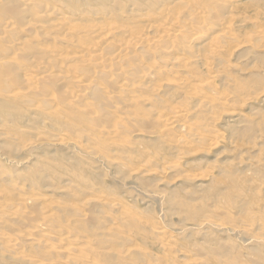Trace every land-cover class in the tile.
<instances>
[{"label":"rangeland","instance_id":"obj_1","mask_svg":"<svg viewBox=\"0 0 264 264\" xmlns=\"http://www.w3.org/2000/svg\"><path fill=\"white\" fill-rule=\"evenodd\" d=\"M24 1H26V2H24ZM182 1L183 0H0V6H1L0 8H2V9H0V61H3L4 59H5L4 61H8L7 64L4 65V67L0 66L1 69L4 68V69H2L4 72H0V76H1L0 77V84H1V86H0V136L2 138V139L0 138V145H3V146H1L2 150H0V151H3V153L2 152L0 153V176H1L0 179L2 178L0 180V190H1L0 197L2 199L0 202V209H3V210H0V212L8 214L10 209H7V207L9 204H15L16 206L11 205L14 207V210H15V208L16 209L18 208L19 212H23L24 208H22V210H21V207L19 208L17 206L16 202L19 204L20 202H18V199H20L19 201H21V199L23 197H25L24 196L25 193H28L31 195H34V194L35 195H45L47 197V203H44V206L49 205L50 203L55 204L59 201L56 204V208H57V212H58L56 214V216L59 214L58 215L59 217L57 216L58 219L56 217L55 224L56 223H57V225L60 224L61 219H64V220H66L65 221L66 224L70 225V226L68 225L69 227H67L66 224L63 226L64 223H62L63 222V220H62L61 227L63 226L65 228H67V230L63 228V230H62L63 235L69 236L71 234L70 236L74 235L77 237L78 234H80L79 238L80 237L82 239L85 238V240H86V241L83 240L86 242V243L83 242L86 244V246L83 243L79 244V245L83 244L85 247L82 246V248H81L79 245L75 246V247H77L76 250H79V253L77 251V252L71 254L72 256H75V257H71V255H70L71 258H69L68 257L69 255H66L64 252L66 245L60 246V245H58L59 243L55 244L56 248L59 251H60L59 246L61 247L60 252L56 248L51 249V248H49L48 245H46V239L48 240L47 244L52 243L50 236H42V237L41 236H35V237H33V238L37 237V239H34L35 242H33V240L31 242L26 241L27 244L24 241H19V239H18L16 242L11 244V246H17V248L14 247L16 250L13 248L14 252H12L13 251L12 248H10V247L8 248L7 245H5L6 242L1 243L0 244V253L1 252L2 253L0 254V256L1 257L3 256V258L6 257L7 259H3L0 257V264H8V263H4V260L6 262L7 261L9 262L12 259L13 260L10 261L9 264H21V263L23 264V263H25L24 262L25 259H27V260H25L26 262L30 259L31 260L34 259L37 261L42 260L40 262L41 264H44V262L47 260H48V262H45V264H56L54 261H56V262L60 261V260H62V258L64 260V256H65L66 260L72 259V260H69V262L73 261L75 258L79 257L73 261V262L77 261L76 264H81L82 262H84L82 264H91V263L92 264H97V263L98 264H114V263L117 264V262H118V264H131V263L132 264H137V263L138 264H149V263L152 264V262H153V264H159V263L164 264V263H166V260L168 262L166 264H170L169 262H171V260H172V262H175V264H176L178 262L176 260H179L181 258L180 256H178L176 254V251H174V250L178 249L177 247H180V248L183 247L182 249H180V248L179 249L191 254V256H194L196 254V256H194L195 259L193 258L194 260L199 259L197 257V255L199 256V254H200V259L197 261H203V260L206 261L207 260L209 262V264H220L221 262H222V264H225V263L231 264V261L234 264L235 259H236L237 264H264V36H263L264 34H261V35L256 34V32L262 31V29H264V0H222V1H225V3H226L223 5H220V4H222V3H220L221 0H217V2L215 4L213 3V1H215V0H187L186 1L187 3L186 2L183 3ZM14 2H16V3H14ZM27 3H30L31 5L28 6V5H26ZM38 3L40 5H38ZM14 4H16L17 6H15ZM190 4H194V5H190ZM216 4L218 5L217 7H216ZM13 5L15 6V8ZM11 6H13V7L11 8ZM182 6H184V7H182ZM185 6L187 8H189V7L190 8L187 9ZM180 7H181V9L183 8L184 11L179 9ZM192 7L193 8L196 7L197 10L195 8H194V10H191V9H193ZM199 7L200 8L202 7L203 9L202 8L200 9ZM208 7L210 8V10ZM43 9L47 10V12L43 11ZM108 9H111V10L108 11ZM177 9L180 12L181 11L184 12V13L181 12L183 15H181L179 11H176ZM185 9L189 10L190 12L189 11L185 12L186 11ZM57 10H58V12H57ZM112 10H115V11H112ZM165 10H168V11H165ZM18 11L20 12V14H17ZM39 11H41V13L42 12L43 13L41 14ZM195 11H196V14H195ZM199 11H201V13ZM125 12H127V15ZM137 12H138V14H137ZM163 12H166V13H163ZM177 12L181 16H179L177 14ZM191 12H193L194 15H196V20H199L200 17L202 18L201 21H199V23L197 21V22H195V24H191V23H194V22H190L191 17L193 15V13L191 14ZM198 12H199V14H198ZM87 13H89V15ZM188 13H190V14L188 15ZM4 14H6L8 17H11V18H8V17L5 18L4 16H6V15H4ZM44 14H45V16H44ZM59 14H60V16H59ZM132 14L134 15V17ZM166 14H168V16ZM175 14H177V15H175ZM200 14H201V16H198ZM62 15L64 18H66L65 20L68 23L66 28L73 31V35L75 34L72 39L67 38L66 42L61 41V40L59 41V39L56 38L58 33L56 30L54 31L53 28L51 29V25H50V24H52V22H56V20L58 18H60ZM119 15L122 17V19L119 17ZM153 15L157 18H160L159 15L164 16V18L170 17L169 19L172 18V20L174 18L176 21H180V19L182 18L181 23L183 25L185 24V22L188 23V28L190 29V31H189V33H186L185 36H181V34H180V36H179V34L178 35L176 34V36H170L171 38L172 37L175 38V39L172 38L174 41H171L172 40L171 38L164 40L165 41L164 48L168 47L169 53H164V52L159 51V50L162 51V47H160L158 45L160 39L162 40V38L157 36V37H155V39H157V41L153 39V44L151 47H149V50H148V52H151L152 55L150 53L148 54L147 49H144L142 52L145 53L146 55L142 54V52L140 50V51H135V52L130 53V54L126 53V54H129L127 56H126V54H125V56H123V54H121V57L120 58L118 57L121 61L119 59L117 60V57L115 56L114 52H112V50L114 51L113 48L116 46L115 44L127 42L128 41L127 39L131 38V36H128V34H127V36L123 35V33L126 32V28H131L129 31H131L132 33L137 35L136 33L138 32V30L143 28L142 24H140V22L142 23L140 18L145 19L144 16H146V18H151ZM194 15H193L192 19L194 18ZM48 16L49 17L55 16V17H53V18L50 17V19H49ZM88 16H90L89 19H88ZM107 16H109V17H107ZM154 16H153V18H155ZM188 16H189V18H187ZM41 17H42V19H41ZM130 17L132 18V20L129 21V19H131ZM184 17H186V18L183 19ZM12 18L15 22V25L12 27H6L5 22L8 20H11ZM204 18H206V19L204 20ZM91 19L94 22H98V25H104L107 23L106 24L107 26H110L113 30H115V33L110 38L109 48H111L112 50H109V48L106 47L108 49V51H107V49H104V51L106 53H104V51H103L105 56H107V57L114 56V58H116V61L111 63L110 67L115 66L116 64L120 65L121 70L119 73H117V75L114 74L115 78L109 74H107V75L112 77V78L110 77L111 80L108 79L109 76H107V75H105V76H107L108 78L104 77V74L106 72H108L109 66H107L108 68H106V69L99 67V69H103V72L97 68H96L97 69L96 70L95 66H93V63H91V62L89 63V61L92 59L91 56L90 57L85 56L89 60L88 62H86V63L85 62L84 63H75L74 62V65H72L70 63L71 61L69 62L70 64H68L67 62H61V63L56 62V63H54L55 62L54 60H52V62L47 61V60L45 61V59H47V58H45V59L41 58V60H44L41 62L40 57H39L40 51L38 52V50H42L43 48L44 49L46 48L45 50H51V49L53 50L54 46H56V48L54 50H59V51H62L63 53H65V51H67L66 53H70L69 51H71V53H72V52H75V50H77V48L79 46H84V47L86 45L90 46L92 44V42H94V40L87 38L84 35L80 34L78 31L79 29L76 28V25L77 24L83 25L82 23H84V21H85V23H88V21L89 22L92 21ZM186 19H190V20H187L184 22V20H186ZM227 19L230 20V22ZM137 20L140 22H138V23L135 22ZM58 21H60V20L58 19L57 22ZM93 21L88 23V25L91 26V24L94 23ZM109 21H110V23H109ZM212 21H213V23H212ZM218 21H219L220 25L218 24ZM36 22H37L38 26L34 27L33 25H31V24H36ZM38 22H41V23H38ZM101 22H103V24H101ZM206 22L208 24H206ZM224 22H225V24H223ZM227 22L229 25L227 24ZM48 23H50V24H48ZM200 23H202V24H200ZM138 24L140 26H138ZM205 25L207 27H209V26H211V27L205 28ZM225 25L228 27V30L229 29L233 30L232 32L229 30V34L230 33L232 34V36H230L231 34L229 35L230 40H227L228 38L227 39L226 38L221 39L218 37L221 34V32H217V31H219L218 28L221 26L226 27ZM43 26H45V27H43ZM54 26L55 25L52 24V27H54ZM73 26H74V29H73ZM217 26H218V28H217ZM137 27H139V29H137ZM196 27H198L199 29H201L203 31V33H201L198 36L199 37V39H197L198 41L193 40V38L192 39L189 38L190 36H192V33L194 32V28H196ZM46 28H48V29H46ZM198 28H197L198 32L199 33L202 32ZM214 28H216V29H214ZM36 29H37V31H36ZM2 30H4V31H2ZM52 30L54 31V33H51ZM74 30H75V33H74ZM8 33H9V35H8ZM116 33L119 34V36ZM261 33H263V32H261ZM120 34H122V36H120ZM253 34H254V36L255 35H257V36L254 38ZM46 36H47V39L45 38ZM49 36H52L56 39L51 38ZM248 36H250V37H248ZM126 37H128V38L125 39ZM212 37H213V40H212ZM20 38L26 39L27 41H29L28 44L30 43V45L29 46L28 45L23 46L22 44H19L18 40H20ZM49 38H50V40H49ZM76 38L80 43H78V41L75 42ZM222 38H224L223 35H222ZM51 39H52V41H51ZM177 39H178V41H177ZM216 39H218V40H216ZM252 39H256V40L252 41ZM70 40L74 44H71L72 42L70 43ZM112 40H115V41H112ZM166 40H169L170 43H169V41H166ZM179 40H181L182 43ZM215 40H216V42L218 41L217 43L219 46L215 45V43H216ZM188 41H190L191 45H190V43H188ZM193 41H194V43H193ZM113 42L114 43L116 42V43L112 45ZM155 42H156V47H155ZM221 42H222V44H221ZM223 42L225 45L223 44ZM247 42H248V44H247ZM250 42H251V44H250ZM211 43H212V45L214 44L216 46L217 50L215 49L214 45L211 46ZM243 43H244V45H243ZM60 44H62V46ZM185 44L187 46H185ZM239 44H241V46ZM75 45L77 47H75L73 49V46H75ZM183 45L187 48H184ZM221 45H222V47L223 46L224 47L222 48ZM171 46L172 47L174 46L173 50H171V48H172ZM177 46H179V48ZM23 47L25 48V50L23 49ZM57 47H59V49ZM152 47H154V49ZM175 47L178 48V51L176 50L177 48H175ZM40 48H42V49H40ZM208 48L210 49V51H208L209 50ZM220 48L222 50H220ZM9 49H10V51H9ZM44 49H43V52H44ZM212 49H214V50H212ZM17 50L20 54L16 52ZM35 50H37V51H35ZM156 50H158L159 52ZM211 50H212V53L209 54L211 52ZM34 51L37 52L36 55H34L35 54ZM154 51H156V52L154 53ZM15 52L18 55H21V57L20 56L15 57L14 56ZM171 52H172V54H171ZM216 52H218V54ZM12 53H13V55H12ZM45 53H44V55H45ZM107 53L108 54L110 53V55L108 56ZM8 54L12 55V56H9ZM156 54H159L158 57ZM162 54H164L162 56V58H159V57H161L160 55H162ZM143 55L146 56L147 58L145 57L146 58L145 59L144 57H142ZM206 55H208L207 59H206ZM12 57L15 59L16 62H14V61H13V63L10 62V61L14 60ZM134 57L136 59H138V61L135 60ZM214 57H215V59H214ZM6 58H8V59H6ZM35 58H37V59H35ZM175 58H185V59L188 58V61H189L188 65L190 66V68L187 65V68L185 67L184 70H182V68H179V65L172 63V61ZM220 58H221V61H219ZM38 59L40 61H38ZM84 59H86V58H84ZM223 59H225V60H223ZM33 60L38 61L39 63L41 62V64L42 63L48 64L50 68H56L57 72L55 71V69H53L54 72H56V73L53 72L54 75H56V76L60 75L59 74L60 71H61L62 75L65 73L64 75H68L69 77L79 75L82 72H83L82 74H89L90 73L91 75H93L92 71H94L95 72V73L93 72L94 75H97V77L96 76L95 77L99 78V79H97L98 81H95L96 78L94 77L95 82H94L93 86L91 88H89V90L84 91L85 92L84 93V95H85L84 99H83V97L82 98L81 97L78 98L77 96L75 97L77 99V101L78 100L81 101V103H80V101H78V103H79V106H78L77 104H75L73 102L76 100L74 98V95H73L74 94L73 89L77 90L78 88H74L75 85H72L71 83H67V82L65 83L64 82V85L70 84L69 88L68 87L66 88L64 85H62L63 83H61V87H60L59 84H57L55 82V79L50 78V76H49L48 79H46V81L41 80L39 82H35L34 84L30 85V86H33L35 88H32L31 90L28 89L29 87H27V85L25 83V79H28V77L25 75L24 70H25V68L31 69L32 65H30L29 61H33ZM165 60H167V61L165 62ZM206 61H208V62H206ZM217 61L220 64L217 63ZM168 62L169 63L171 62V64H169ZM198 62L202 63V64H198ZM203 62H204V65H203ZM209 62L212 65L209 64ZM65 63H67V65ZM161 63H162V66L165 63H167L168 66H165V67L163 66L164 69H162L163 67H161V65H160ZM16 64H17V66H16ZM28 64L30 66H28ZM75 64H76V67H74ZM88 64H90V65H88ZM23 65L27 66V67H24ZM138 65H140V67ZM169 65H170V67H169ZM209 65H211V67ZM214 65H215V67H213ZM219 65H221V66H219ZM227 66H229V67L227 68ZM132 67H136V68L134 69V71H131V73H129V70L133 69ZM206 67L207 68L208 67L213 68L214 72H216V74H215L216 76L214 75L215 77H213V75H212L210 77H207L206 75L209 76V74H207V68ZM220 67L223 69H221ZM91 68L95 69V70H92ZM144 68H147V70H148L147 76L150 74L149 71L153 70L150 74V76H152V79L146 80L147 77L144 78V76L141 74L140 71L143 70ZM165 68L168 71H166ZM224 68H226V69H224ZM32 69H33V67H32ZM79 69H82L81 72L79 71ZM169 69L171 70V73L169 72ZM219 69H220V71H219ZM125 70L128 72L126 73ZM136 70L137 71L140 70V71L137 72ZM154 70H156L157 73ZM84 71H88V73H86V72L84 73ZM97 71L100 73H96ZM104 71H106V72H104ZM66 72L68 74H66ZM77 72H80V73H77ZM163 72H164V74H166V75H162L163 77L158 78V76L155 75V74H158L160 76L159 73L163 74ZM167 72L169 73V75L167 74ZM175 72H177V76L179 75L178 77L181 78L183 81H185V83L187 81H189L186 83V85L184 87H178L177 86V79H178L177 77H176L175 82L173 81L174 80L173 78H175V75H176ZM133 74L136 76L132 77ZM182 74H183V76H182ZM184 74L186 76H188L189 78H186V76H184ZM139 75H140V78H139ZM171 75H173V76H171ZM203 75L205 76L204 78H203ZM222 75L224 77H222ZM9 76H11V77H9ZM116 76H117V78H116ZM164 76L166 78H167V76H169L168 80L173 79L172 81L175 85L173 83H171L172 85H170V82H172V81H168L166 78H164ZM123 77H125L126 79L129 78V81L134 85L132 87L121 88L119 90L118 85L120 84V82H116L115 79H117V81H122ZM198 78H203V81L204 80H208V81H212V82L215 81L214 86L216 87V89L218 90L219 93L227 94V92H228L229 94H227V95H230V97L233 96V101H235V103L232 101V97H231V102L234 105L230 104V107L228 105V106H226L227 107L226 108V107H223L221 105L220 101H214V100H211V98L206 99V97H212V96H215L217 94V93L210 92L211 94L209 95L208 89H203L204 98L200 99L199 97H196V98L192 97L191 93L194 91V89L198 88L197 90H199V89L202 90L200 85L202 84L203 81L199 79L200 81L195 83L196 81H198L197 80ZM30 79L31 78H29L27 82L33 83L32 80H30ZM138 79H140V80L143 79V80L140 81ZM187 79H189V80H187ZM6 80L8 82H10V84ZM17 80L19 83L17 82ZM49 80L51 82H53L54 84L56 83V85L49 82ZM112 80H113V82H112ZM164 80H167L168 82L164 81ZM191 80L193 81V83L190 82ZM194 80H196V81H194ZM3 81L7 82V86L6 85L4 86V84H6V83ZM13 81H15V82H13ZM108 81H110V83ZM44 82L49 83V84L46 86V84ZM115 82L117 84H114ZM143 82H145V83H143ZM200 82H201V84L199 85L198 83H200ZM17 83L21 84L20 88L17 87L18 86ZM41 83H44V84L41 85ZM148 83L151 84L152 87L155 86L156 87L155 89H159L160 84L164 85V88H162V90L159 89L160 95H157L156 98L153 97V95L146 90L141 91V89H139L140 90V92H139V90L137 89V88H140L142 86L141 84L147 85ZM168 83H169V85H168ZM137 84H139V85H137ZM9 85H11L10 89H9ZM115 85H116V87H114ZM54 86H55V88H53ZM57 86H59L58 89H57ZM135 86H139V87L135 88ZM1 87H2V89H1ZM46 87H48V88H46ZM96 87H99V89L102 88V89H100L102 92H99L100 90L97 89ZM117 87H118V90H117ZM218 87H219V89H218ZM235 87H237V88H235ZM25 89L28 90V92L25 91ZM69 89H70L71 93H66L67 91L66 92L64 91V90H69ZM9 90H11L13 92L15 91V92L13 93L10 91L12 93L11 94L10 92H7ZM19 90H21V91H19ZM103 90H105L106 92ZM111 90L112 91L114 90V91L112 92ZM185 90H187L188 92ZM234 90H235V93L237 95L233 92ZM60 91H61V93H59ZM62 91H64V94ZM25 92H27L28 94ZM45 92H48L49 94L47 93V96H46ZM56 92H58V93H56ZM107 92H109L111 94L113 93V94H115V96L113 94L110 95L109 98L106 96V98H108L109 100L106 99L105 97H102V96L106 95L105 93H107ZM182 92H184L185 94L187 93V94L185 95ZM240 92H242V93H240ZM36 93H39L40 96L35 95ZM50 93H52V94H50ZM181 93H182V95H181ZM238 93H239V95L240 94L241 95L239 96ZM30 94H32V95H30ZM90 94H91V96H90ZM122 94H123V96H122ZM177 94L180 97H178ZM26 95H28V96H26ZM99 95H102V96H99ZM16 96H17V98H15ZM67 96H68V99L72 96L71 100H70L71 103L67 99ZM113 96L115 98H113ZM26 97H28V98H26ZM39 97L41 98V100ZM59 97L61 98L60 99L61 101L58 100ZM140 97H142L143 99L145 98L148 101L146 106H143V107L141 106L142 98H140ZM23 98H26L28 101L32 100L34 102L31 101L32 103L30 102L28 104V101H26V99H23ZM37 98H39L40 102L38 101ZM73 98L75 100H72ZM85 98H87V99H85ZM99 98H105L104 99L105 101H102ZM124 98H125V100H124ZM188 98H190V101ZM245 98H247V99H245ZM121 99L124 102H122ZM136 99L138 101H136ZM196 100H198V102H196ZM22 101H24L23 102L24 104L22 103ZM42 101H44L45 104ZM77 101H75V102L77 103ZM154 101L156 102V105L154 104L155 103ZM191 101H192V103H190ZM212 101H214L216 103L211 104V103H214ZM53 102H54V105H52V107L54 108V110H52V107L50 105V104H53ZM59 102H61V103H59ZM135 102H138V103H135ZM139 102L141 103L140 105H139ZM46 103H48V104H46ZM65 103L69 106L68 108H70L71 104L72 105L74 104L75 106L74 105L71 106L72 109H68L67 106H65V108H62V107H64V105H66ZM26 104H27V106L30 105V107H33V108L27 107ZM60 104L61 105L64 104V105L61 106ZM80 104L82 105V107H83V105L85 107H83V108L80 107ZM151 104H153V105H151ZM202 104H203V106H202ZM214 105H218L219 107L214 106ZM42 106H44V108ZM47 106H48V108H47ZM60 106L64 110H62L60 108ZM151 106H154V107H151ZM199 106H201V107H199ZM74 107L75 108L78 107L77 111L75 110ZM203 107H205L206 109L208 108V110H206ZM232 107H233V109H232ZM150 108L151 109L153 108V109L151 110ZM176 108H182L185 111L186 116L188 115L186 117L187 120H186V118L183 119V125L185 127H187L188 130H186L184 128L182 129L186 135L182 134L183 133L182 130H179V132L176 131L177 132L176 134H180V131H181L182 132L181 135L186 136L187 140L189 141V143L186 142V143H188L187 145L185 144L183 146H176L173 143H170V141H168V140H170L172 138V135H166V133H164L163 130H161V126L158 125V123H155L154 119L152 118L153 110L155 111L157 109L156 111H162L163 113L167 114L168 112L171 113ZM86 109H88V110H86ZM119 109H121L122 112ZM90 110H91L92 114L96 112L97 114L99 113L100 115L98 114V116H97L96 114H93L94 115L93 116L90 113ZM92 110L93 111L95 110V111L93 112ZM97 110L98 111L102 110L103 113L97 112ZM209 110H211V112ZM110 111H111V113H110ZM104 112H105V114H104ZM106 112L108 114L110 113L109 117H107L108 115L106 116ZM116 112L117 113L119 112V113L117 114ZM123 112L125 114L127 113V115L129 114L130 116H125V114ZM75 113H77L78 115H76ZM80 113H83L84 115L80 114ZM65 114H67V117ZM58 115H60V119H58L59 118ZM117 115H118V117H117ZM140 115L141 116L146 115V116H145V118H143V116L141 117ZM147 115L149 116V118ZM225 115H227V116H225ZM86 116H87V118H84ZM111 116H115V117H112L113 119L112 118L110 119ZM76 117H77V120L81 119L82 121L80 120V122H78L76 120ZM121 117H123V118H121ZM133 117H135L137 120L134 119ZM74 118L77 122H75V120H73ZM89 118L93 119V120H91V123H90V120H89V122H88V120H86ZM106 118L108 120L107 123L105 122ZM123 119H124V121H122ZM145 119H149L150 123H149V120L147 121ZM125 121L127 122V124H125ZM139 121H141L142 123H140ZM68 122L70 123V125H68L69 124ZM138 122L141 125H139ZM71 123L74 124L75 127L73 125H71ZM79 123H80V125H79ZM108 124H109V126H108ZM124 124L125 125L131 124V126L128 125V128H127L126 126H124ZM67 125L70 126L71 128H69ZM120 125L124 129L122 132H121L122 129L121 130L119 129V128H122ZM64 126H65V128H67L65 130V133H67V134H65L63 132L65 129ZM87 126H90V127L92 126L93 128L95 126H98L97 127L98 129H95L96 127L94 129H92V127H91V130H90V128H87ZM110 126H111V128H110ZM142 126L144 127L143 129H142ZM79 127H81V129ZM99 127H102V131H100ZM129 127H130V130H129ZM75 128L78 129L79 131L78 130L76 131ZM135 128H136V130H138V132L134 131ZM200 128H202V129H200ZM82 129H84V131ZM158 129H159V131L160 130L161 131L159 132ZM197 129H199L200 132L202 134H204L205 136H210V138H213L214 136H216L217 140L215 139V143L213 145H210V146L209 145L204 146L201 143L198 144V141L193 137L195 134H197L199 132V130H197ZM97 130H99V132ZM110 130L111 131L113 130V131L111 132ZM114 130H116L115 133H114ZM36 131H37V133L38 132L43 133V134H40L41 136L42 135L43 136L42 137L39 136V133L37 135ZM61 131L63 134H65V136L67 138L66 140L65 139L60 140L61 142L60 141L56 142L55 143L56 145L53 143L47 142L48 141L47 138H49V139L55 138V136L58 138V136L62 135L60 133ZM72 131L73 132L75 131V135ZM91 131H93V132L96 131L97 135L92 134L93 132H91ZM105 131H107V133H105ZM185 131H191V132H185ZM205 131H206V133H205ZM116 132L117 133L119 132L120 134L117 135ZM130 132H132V133H130ZM192 132L194 134H191ZM207 132H208V134H207ZM217 132H219V134H217ZM59 133H60V135H59ZM76 133L79 136H81L80 137L81 139L79 138V136ZM111 133H114V134H111ZM121 133H123L124 136ZM32 134L37 135L38 137L35 136L36 138H34L33 137L34 135H32ZM51 134H52V136H51ZM100 134H101V136H100ZM108 134H110V136ZM160 134H161V136H160ZM53 135H55V136L53 137ZM71 135H72V137H71ZM104 135H107V136L104 137ZM120 135H122L121 137H123V138H121ZM133 135H135V136H133ZM188 135H191V136L187 137ZM3 136H5V137H3ZM7 136H8V138H6ZM82 136H84L85 141L83 140L84 138ZM100 137H102L104 139H102ZM77 138H79V140ZM98 138H100L101 143L98 141L99 140ZM166 138H170V139L166 140ZM7 139H9L10 141ZM44 139H45V141H44ZM96 139H98V140H96ZM122 139L124 140L123 144H121L123 147L120 145V143L122 142ZM70 140L71 141L74 140L76 142L81 141V142H79L78 143L79 145H78L76 142L74 143V141H72L73 142L72 143ZM118 140H120V141H118ZM63 141H64V143H63ZM165 141H168L169 143L165 142ZM42 142H45V144ZM86 142L88 144H86ZM103 142H104V144H102ZM125 142H126V144H125ZM36 143H38L39 145L38 144L36 145ZM80 143H81V145H80ZM192 143H194V144H192ZM74 144L79 149L76 148L74 146ZM91 144H93V145H91ZM170 144H171V146H170ZM200 144H201V146H200ZM31 145H33V147ZM27 146L29 149L27 148ZM29 146H31V147H29ZM38 146H39V148H35ZM1 147H0V149H1ZM18 147H19V149H18ZM23 147H25L26 149L24 148L25 150H23ZM88 147H89V149L91 148V150H89ZM12 148H13V151H11ZM75 148H76V150H75ZM73 150H75L76 152ZM92 150H93V152H91ZM10 152H11V154H10ZM86 153L88 156H86ZM11 155L12 156L14 155V156L12 157ZM94 157H95V159H94ZM100 158H102L103 160ZM117 159H119V160L117 161ZM100 160H102V161H100ZM128 160H130V161H128ZM126 161H128V164ZM100 162L104 163V164H101ZM123 162H124V164H122ZM174 162H175V164H174ZM125 164L127 165V167ZM104 166L106 167V169ZM168 166H176V169H173L174 171H172V168L170 167V170H169ZM141 167H143V168H141ZM157 171H159V172H157ZM160 172H162V173H160ZM137 173H140V175L137 176ZM132 179H134V180H132ZM10 181H13V182H10ZM16 183H17V185H16ZM10 184H12L11 187H13V188H11V187L8 188L10 186ZM75 190H76V193H74ZM23 192H24V194H22ZM13 193H14V195H13ZM15 193L20 194V196L15 194ZM6 194L10 196L9 197L10 199L7 197ZM28 194H26V195H28ZM88 194L90 195V198L88 197L89 196ZM21 195H23V196H21ZM93 195H95V197ZM11 196H12V198H11ZM100 196L102 197L103 200L101 199ZM16 197H18V199H15ZM92 198L93 199L96 198V200L100 201L102 203V205L100 202L95 204L96 203L94 201L95 199L93 200ZM97 198H99V199H97ZM3 199H5V200H3ZM6 200H10V201H8V204H7ZM11 200L14 202H12ZM91 201L93 202V204L90 203ZM109 201H111V202H109ZM3 202H5L6 204ZM63 203L66 204L67 206L62 205ZM87 203H89V204H87ZM54 204H53V206H55ZM79 204H80V206H79ZM68 205L69 206L71 205V207H69ZM81 205H83L86 208L82 207ZM87 205H89V206H87ZM97 205L100 206L101 208L100 207H99L100 209L97 208L98 207ZM208 205H210V206L207 207ZM33 206L34 205H32L29 208V213L32 212L31 214H33V216H31V217L37 218L40 216V209H42L44 206L42 205L43 207H41L39 209L38 207H40V206L35 205V208H37L38 210L34 209ZM61 206H63V207H61ZM72 206L77 207L76 209L78 210V212L75 211V208H73V210H72L71 209ZM120 206H122L123 209ZM87 207H90V208H87ZM210 207H213V208L217 207L215 209L216 211L213 208L211 209ZM58 208H59V211H58ZM64 208H65V210L68 211V214H66L67 211H65V213L63 212ZM79 208L82 211H84V209L86 211V212L84 211L85 213L83 212V215H84L83 219L87 218V220L84 219V222H83L85 224V229H84V224L82 223V221H83L82 211L80 210L81 211L80 212ZM94 208L98 212H96ZM44 209H45V207H44ZM61 209H63V210H61ZM101 209H102V211H101ZM18 210H16L15 212H18ZM69 211H70V213L72 212L71 214H73V215H71V214L69 215ZM91 211H93V212H91ZM212 211H215L217 215H215V212H212ZM59 212H61V213H59ZM62 212H63V214H62ZM103 212L105 214H103ZM74 213L76 215H74ZM88 213H90V216L94 215L95 217L93 216L91 218H88V215H89ZM130 213H131V216H130ZM218 213H219V215H218ZM251 213H252L253 217H250ZM20 214L21 213H19V215ZM61 214L63 215L62 217H61ZM99 214H101V216H104L105 218L101 217ZM234 214L235 215L238 214L236 216L239 217L240 219L235 217ZM239 214H240V216H239ZM85 215H86V217H85ZM96 215H99L101 219H98L99 216L97 217ZM106 215L108 216L109 219H107ZM231 215H233L238 220L233 221L235 218L232 219L233 216L231 217ZM65 216H66V218H65ZM78 216H80V217H78ZM207 216H210V217H207ZM213 216H216V217H214L216 219V222H214V224L212 223L211 220L208 221V219H211V217H213ZM75 217H76V221H73L75 219ZM59 218H60V220H59ZM67 218H69L71 222H69V219H67ZM72 218H73V220H72ZM132 218H134V219H132ZM206 218H208V219H206ZM249 218H250V220H249ZM22 219H24V221H22ZM79 219H80V221H79ZM243 219H246V220H243ZM19 220H21V221H19ZM52 220H54V219L52 218ZM90 220H91V222H90ZM103 220L105 222V226H104ZM111 220H113V221H111ZM29 221H28V219L26 220V218H20V217H19V219L17 218V219L9 220L8 222H12V224L7 223V225L6 224L0 225V231L4 230L3 232L4 233L6 232L7 235L9 234L10 237H11V233H12L13 238L11 237V240H13L15 238L17 239V235H18V238L20 235L19 231L21 229L23 230V228L25 226H28ZM46 221H47V218H46ZM93 221H94V223H93ZM96 221H99L102 225H100L99 222H97L95 224ZM159 221L161 224L159 223ZM192 221H195L196 223L197 222L198 223L196 225H193L195 223ZM204 221L205 222L207 221V223H209V224H206V226H205ZM237 221H241V222H237ZM22 222H24V223H22ZM72 222L74 223L73 224L74 226L73 225L71 226ZM87 222L91 223L90 227H87V225H88ZM115 222H117V223L115 224ZM154 222L156 223V225ZM189 222L191 223L190 225L188 224ZM15 223H16L17 227H16ZM48 223L54 225L52 221H49ZM117 224H118V227H117ZM199 224H201V225H199ZM18 225H20L21 227ZM57 225H54V226H57ZM94 225H95V227H97L96 229H95ZM115 225H116V227H114ZM158 225L164 226L166 228L165 232H163L161 234L156 233L155 229L157 228ZM246 225H249V227H251L250 228L251 230L249 229V227L247 228ZM2 226H3V228H2ZM13 226L15 227V229L17 231L12 232L10 230V228H12ZM170 226L172 227L171 229H170ZM222 226L225 228H222ZM28 227H30V226H28ZM201 227H202V229L200 230L199 228H201ZM244 227L247 230L246 232L243 231V229L245 230ZM71 228L76 229V231L74 230V232H76L77 234H74V232ZM92 228L94 231H92ZM175 228H177V230ZM18 229H20V230H18ZM97 229L100 230V233L97 231ZM101 229H103V233H104L103 235H100V234H102ZM196 229H198V230H196ZM65 230H66V232H65ZM77 230H78V232H77ZM105 230H107V231H105ZM111 230H113V231H111ZM167 230H169V231H167ZM241 230H242V232H241ZM85 231H89V232L85 233ZM252 231H253V233H252ZM168 232H170V233H168ZM243 232H245L247 234L244 235V234H242ZM88 233H89V235H88L89 237L87 236ZM105 233H107L108 236H107V234L105 236ZM249 233L250 234L252 233V234L250 235ZM21 234H22V231H21ZM65 234H68V235H65ZM81 234L84 235L83 236L84 238L82 237ZM120 234H121V237H120ZM164 234H166V235H164ZM170 234H172V235H170ZM248 234L252 238L250 236L246 237ZM96 235H97V237H96ZM117 235L120 238L123 237V239L117 240V239H119V238H116ZM130 235H131V237H130ZM163 235H164V238L163 237L160 238V236H163ZM92 236H94V237H92ZM101 236L103 238H101ZM43 237H45V238H43ZM86 237H88V238H86ZM99 238H101L102 240H99ZM262 238H263V240H261ZM39 239L45 243H43ZM92 239H94V241ZM103 239L104 240L108 239V240H106V242H105ZM130 239L132 240V242H130ZM158 239H160V241ZM168 239H170V240H168ZM37 240H39L43 244ZM95 240L96 241L98 240V241L96 242ZM122 240H123V242H122ZM108 241H109V243H108ZM110 241H113V242H110ZM117 241H119V242H117ZM161 241H163V243H161ZM38 242H39L40 246L38 245ZM129 242L132 243V244H130L132 246L130 248L128 246H126V244L129 245ZM157 242L159 243V246H158ZM167 242H169V243H167ZM103 243H104V245H103ZM177 243L180 246H178ZM136 244H137V246H136ZM168 244H170L169 247H168ZM92 245H94V246H92ZM161 245H163L165 249L167 248L166 250H170L171 254H169L170 252L167 253V251L165 249H163L162 248L163 246H161ZM175 245H177V246H175ZM170 246H172V247L175 246V249L172 247L170 248ZM3 247H5V248L3 249ZM28 247H31V248H28ZM159 247H161L162 249L160 248L161 249L160 250ZM39 248L40 249L44 248L43 249L44 251L40 250ZM125 248L127 250H129V251H127L128 253H126ZM220 248H224V249L221 250ZM35 249H36V251H35ZM49 249H50V252H49ZM108 249H111V251ZM112 249L114 251H112ZM123 249L125 252L123 251ZM21 250L23 253L21 252ZM27 250H28V253H27ZM55 250L59 254H57V252ZM82 250H83V252H82ZM163 250H165V251H163ZM24 251L27 254L24 253ZM32 251H34V253ZM84 251H86V252H84ZM97 251H99V253ZM6 252H8V253H6ZM19 252H21V253H19ZM31 252L35 258L31 255ZM37 252L39 255L37 254ZM42 252H45V253H42ZM105 252H107L106 255L104 254ZM144 252L147 253V255H144ZM172 252L175 254H173ZM17 253L20 255H17ZM8 254L10 256H8ZM43 254H44V256H42V259L36 258L38 256L41 257V255H43ZM48 254H50L51 256L53 255L54 257H52V259L49 260V258H51V256ZM54 254H56V257L58 256L57 259H56ZM62 254H64V256ZM84 254L89 256L90 258L86 257ZM112 254H114L115 256L113 257ZM163 254L165 256L166 255L167 256L163 257ZM59 255H62V256L60 257ZM83 255L85 256V258L87 260L82 259V257L84 258ZM94 255H96V256H94ZM150 255L151 256L153 255L152 256L153 259ZM154 255H156V256H154ZM203 255L206 257H203ZM19 256H23L22 258L25 257L22 262H20L19 259L18 260L15 259V257L21 258ZM26 256H29L32 258H29V257L26 258ZM144 256H148L149 260H147L148 257L145 258ZM9 257H11V259H9ZM106 257H107V259H106ZM112 257H113V259H112ZM115 257H118V258H115ZM168 257L171 260H169ZM177 257H179V258L177 259ZM229 257H231V260ZM108 258L110 261L108 260ZM219 258H221L220 259L221 261H219ZM44 259H46V260H44ZM237 259H238V261H237ZM1 260H3V261H1ZM150 260H151V262H150ZM155 261H157V262H155ZM223 261L225 263H223ZM73 262H70V264H72ZM172 262H171V264H174ZM29 263H31V262H27V264H29ZM179 263L180 264H191L190 262L189 263H182L181 261H179L178 264ZM204 263L208 264L207 262H204ZM33 264H39V263H33ZM192 264H195V263H192Z\"/></svg>","mask_w":264,"mask_h":264},{"label":"bare ground","instance_id":"obj_2","mask_svg":"<svg viewBox=\"0 0 264 264\" xmlns=\"http://www.w3.org/2000/svg\"><path fill=\"white\" fill-rule=\"evenodd\" d=\"M187 0H183L182 2L184 3V2H186ZM6 2V1H5ZM24 2H26V1H24ZM28 2V1H27ZM217 2V0H215V1H213V3L215 4ZM7 3V2H6ZM14 3H16V2H14ZM31 3V2H30ZM30 3H27L26 5H28V6H30L31 4ZM36 3V2H35ZM187 3V2H186ZM185 3V4H186ZM220 3H222V4H220V5H223V4H226L225 3V1H222L221 0V2ZM23 4V3H22ZM15 6H17L16 4H14ZM13 5V6H14ZM34 5V4H33ZM38 5H40L39 3H38ZM120 5V4H119ZM124 5V4H123ZM134 5V4H133ZM184 5V4H183ZM188 5V4H187ZM186 5V6H187ZM190 5H194V4H190ZM219 5V6H220ZM13 6H11V8L13 7ZM15 6H14V8H15ZM121 6V5H120ZM185 6V7H186ZM198 6V5H197ZM218 5L216 4V7H217ZM1 7V6H0ZM22 7V6H21ZM27 7V6H26ZM182 7H184V6H182ZM225 7V6H224ZM187 8V7H186ZM190 8V7H189ZM189 8H187V9H189ZM193 8V7H192ZM195 9H196V7H194ZM194 8L193 9H191V10H194ZM200 8V7H199ZM202 8V7H201ZM200 8V9H201ZM209 8V7H208ZM0 9H2V8H0ZM179 9H181V7L179 8ZM203 9V8H202ZM109 10H111V9H108V11ZM181 10H183V8L181 9ZM186 10V9H185ZM197 10V9H196ZM209 10H210V8H209ZM15 11V10H14ZM42 11V10H41ZM41 11H39L40 13H41ZM43 11H45V12H47V10H45V9H43ZM49 11V10H48ZM112 11H115V10H112ZM135 11V10H134ZM165 11H168V10H165ZM176 11H179L178 9L176 10ZM184 11V10H183ZM187 11H189V10H186L185 12H187ZM206 11V10H205ZM19 12V11H18ZM17 12V14H20V12L18 13ZM29 12V11H28ZM27 12V13H28ZM51 12V11H50ZM57 12H58V10H57ZM99 12V11H98ZM130 12V11H129ZM132 12V11H131ZM180 12V11H179ZM182 12V11H181ZM180 12V14L181 15H183L182 13H184V12H182L181 13ZM190 12V11H189ZM200 13H201V11H199ZM199 12H198V14H199ZM16 13V12H15ZM43 13V12H42ZM41 13V14H42ZM85 13V12H84ZM97 13V12H96ZM116 13V12H115ZM126 13V15H127V12H125ZM163 13H166V12H163ZM168 13V12H167ZM193 12H191V14H192ZM61 14V13H60ZM60 14H59V16H60ZM88 15H89V13H87ZM105 14V13H104ZM109 14V13H108ZM120 14V13H119ZM131 14V13H130ZM137 14H138V12H137ZM136 14V15H137ZM141 14V13H140ZM177 14H178V12H177ZM177 14H175V15H177ZM190 13H188V15H189ZM195 14H196V11H195ZM2 15V14H1ZM4 15H6V14H4ZM47 15V14H46ZM49 15V14H48ZM85 15V14H84ZM97 15V14H96ZM101 15V14H100ZM99 15V16H100ZM107 15V14H106ZM118 15V14H117ZM124 15V14H123ZM122 15V16H123ZM133 15V14H132ZM165 15V14H164ZM167 16H168V14H166ZM179 15V14H178ZM181 15H179V16H181ZM193 15H194V13H193ZM193 15H192V17H193ZM204 15V14H203ZM44 16H45V14H44ZM81 16V15H80ZM110 16V15H109ZM109 16H107V17H109ZM112 16V15H111ZM154 16V15H153ZM153 16L151 17V18H146V16H144L145 17V19H142V18H140V20L142 21V23L140 22V21H135V22H140V24H142V27L143 28H141L140 30H138V32L136 33L137 35H135L134 33H132L131 31H129L131 28H126V32H124L123 33V35L124 36H127V34H128V36H131V38L130 39H127L128 37H126L125 39H127L128 41L127 42H123V43H117V44H115L114 42L112 43V45L113 44H115L116 46L113 48L114 49V51L111 49V48H109V45H110V38H111V36L115 33V30H113L110 26H107L106 24H104V25H98V22H94L92 19V21L94 22L93 24H91V26H89L88 25V23H90V22H92V21H88V23H85V21H84V23H82L83 25H81V24H77L76 25V28H78L79 30V33L80 34H82V35H84L85 37H87V38H90V39H92V40H94V42H92V44L89 46V45H86L85 47L84 46H79L78 48H77V50H75V52H72L71 53V51H69L70 53H66L67 51H65V53H63L62 51H59V50H54L55 48H56V46H54V48H53V50L51 49V50H45L44 48V52H43V49L42 48H40V49H42V50H38V52L40 53L39 55V57H40V60H41V58L42 59H45V58H47V59H45V61L47 60V61H51L52 62V60H54L55 62L54 63H56V62H58V63H61V62H67L68 64H72V65H74V62L75 63H86V62H88L89 60L87 59V57H85V56H91L92 57V59L89 61V63L91 62V63H93V66H95V69L97 68V69H99V67L101 68H108L107 66H109V68H108V72H106V71H104V72H106L105 74H104V77H107V76H109V75H111V76H113L114 77V74H116L117 75V73H119L120 72V65L118 64H116L115 66H112V67H110V64L111 63H113L114 61H116V58H114V56H112V57H107V56H105L104 55V53H106L105 51H104V49H107V48H109V50H112V52H114V54H115V56L117 57V60L121 57V54H123V56H125V54L126 53H133V52H135V51H140L141 50V52L144 50V49H147V52H148V50H149V47H151L152 46V44H153V39L154 40H156L157 41V39H155V37H161L162 38V40L160 39V41H159V43H158V45L160 46V47H162V51L161 50H159L160 52H164V53H169V50H168V47H166V48H164V43H165V39H168V38H171L170 36H176V34L178 35L179 34V36H180V34H181V36H185V34L186 33H189V31H190V29L188 28V23H186L185 21H187V20H190V19H186V20H184V22H185V24L183 25L182 23H181V19H180V21H176L174 18H173V20H172V18L171 19H169L168 17H165L164 18V16H162V15H159L160 16V18H157V17H155V18H153ZM174 16V15H173ZM185 16V15H184ZM198 16H201V14L200 15H198ZM197 16V17H198ZM5 18H7L8 16L6 15V16H4ZM38 17V16H37ZM40 17V16H39ZM49 17V16H48ZM51 17V16H50ZM50 17H49V19H50ZM53 17H55V16H53ZM53 17H51V18H53ZM66 17V16H65ZM89 17L90 16H88V19H89ZM113 17V16H112ZM119 17L122 19V17L119 15ZM133 17H134V15H133ZM141 17V16H140ZM176 17V16H175ZM192 17H191V20H190V22H194V23H191V24H195V22H197L198 21V23H199V21H201V17H200V19L199 20H196V15H194V18L192 19ZM207 17V16H206ZM8 18H11V17H8ZM45 18V17H44ZM86 18V17H85ZM98 18V17H97ZM114 18V17H113ZM125 18V17H124ZM131 18V17H130ZM139 18V17H138ZM153 18V19H152ZM180 18V17H179ZM186 17H184L183 19H185ZM187 18H189V16L187 17ZM39 19V18H38ZM41 19H42V17H41ZM60 20V21H58L57 22V20ZM57 20H56V22H52V24H54L55 26L54 27H52V24H50V23H48V24H50L51 25V29L53 28V30L55 31H57V36H56V38H58L59 39V41L61 40V41H67V38H70V39H72L73 38V36L75 35H73V31H71V30H69V29H67L66 27H67V21L65 20L66 18H64L63 17V15L60 17V18H58ZM84 19V18H83ZM111 19V18H110ZM198 19V18H197ZM206 18H204V20H205ZM208 19V18H207ZM52 20V19H51ZM99 20V19H98ZM130 20H132V18L131 19H129V21ZM228 20V19H227ZM18 21V20H17ZM38 21V20H37ZM41 21V20H40ZM49 21V20H48ZM108 21V20H107ZM134 21V20H133ZM229 22H230V20H228ZM134 22V23H135ZM17 23V22H16ZM38 23H41V22H38ZM56 23V24H55ZM109 23H110V21H109ZM133 23V24H134ZM204 23V22H203ZM212 23H213V21H212ZM216 23V22H215ZM31 24V23H30ZM45 24V23H44ZM101 24H103V22H101ZM136 24V23H135ZM200 24H202V23H200ZM206 24H208L207 22H206ZM211 24V23H210ZM218 24L220 25V23H219V21H218ZM223 24H225V22L223 23ZM222 24V25H223ZM227 24H228V22H227ZM226 24V25H227ZM15 25V22H14V20H13V18L11 19V20H8V21H6L5 22V26L6 27H12V26H14ZM31 25H33L34 27L35 26H38L37 25V22H36V24H31ZM43 25V24H42ZM114 25V24H113ZM225 25V26H226ZM229 25V24H228ZM227 25V26H228ZM138 26H140L139 24H138ZM203 26V25H202ZM201 26V27H202ZM224 26V25H223ZM223 26H221V27H219L218 28V26H217V28H218V30L219 31H217V32H221V34H220V36H218L219 38H221V39H227V40H230V37H229V35L231 34H229V30L232 32L233 30H231V29H229L228 30V27L226 26V27H223ZM234 26V25H233ZM232 26V27H233ZM29 27V26H28ZM27 27V28H28ZM43 27H45V26H43ZM83 27V28H82ZM113 27V26H112ZM125 27V26H124ZM200 27V26H199ZM207 26L205 25V28H206ZM209 27H211V26H209ZM209 27H207V28H209ZM213 27V26H212ZM215 27V26H214ZM231 27V28H232ZM71 28V27H70ZM114 28V27H113ZM116 28V27H115ZM197 28L198 27H196V28H194V32L192 33V36H190L189 38H193V40H197V39H199V35L201 34V33H203V31L201 30V29H199V30H201L202 32H198V30H197ZM230 28V27H229ZM45 29V28H44ZM46 29H48V28H46ZM73 29H74V26H73ZM134 29V28H133ZM137 29H139V27H137ZM214 29H216V28H214ZM52 30V32L51 33H54V31ZM2 31H4V30H2ZM20 31V30H19ZM35 31V30H34ZM36 31H37V29H36ZM117 31V30H116ZM119 31V30H118ZM140 31V32H139ZM10 32V31H9ZM23 32V31H22ZM261 32H263V33H261ZM50 33V34H51ZM74 33H75V30H74ZM252 33V32H251ZM6 34V33H5ZM49 34V35H50ZM63 34V35H62ZM117 34V33H116ZM132 34V35H131ZM216 34V33H215ZM256 34H258V35H261V34H264V29H262V31H258V32H256ZM8 35H9V33H8ZM54 35V34H53ZM77 35V34H76ZM118 36H119V34H117ZM222 35H223V37L224 38H222ZM228 35V36H227ZM120 36H122V34H120ZM189 36V35H188ZM230 36H232V34L230 35ZM257 35H255L254 36V34H253V37L255 38ZM264 36V35H263ZM49 37H51V38H54V37H52V36H49ZM79 37V36H78ZM77 37V38H78ZM248 37H250V36H248ZM46 39H47V36L45 37ZM56 38H54V39H56ZM77 38L75 39V42L76 41H78L77 40ZM83 38V37H82ZM86 38V39H87ZM173 38V37H172ZM171 38V39H172ZM182 38V37H181ZM186 38V37H185ZM201 38V37H200ZM215 38V37H214ZM252 38V37H251ZM260 38V37H259ZM258 38V39H259ZM114 39V38H113ZM173 39H175V38H173ZM171 40V41H174V40ZM232 39V38H231ZM250 39V38H249ZM257 39V40H258ZM49 40H50V38H49ZM159 40V39H158ZM170 40V39H169ZM169 40H166V41H169ZM212 40H213V37H212ZM216 40H218V39H216ZM216 40H215V42H216ZM220 40V39H219ZM226 40V41H227ZM234 40V39H233ZM253 40H256V39H252V41ZM4 41V40H3ZM51 41H52V39H51ZM112 41H115V40H112ZM176 41V40H175ZM177 41H178V39H177ZM179 41H181V40H179ZM198 41V40H197ZM225 41V42H226ZM28 42L29 41H27L26 39H22V38H20V40H18V43L19 44H22L23 46L24 45H30V43L28 44ZM72 41L70 40V43H71ZM218 42V41H217ZM216 42V43H217ZM13 43V42H12ZM11 43V44H12ZM53 43V42H52ZM69 43V42H68ZM78 43H80L79 41H78ZM169 43H170V41H169ZM172 43V42H171ZM181 43H182V41H181ZM188 43H190V41H188ZM193 43H194V41H193ZM215 43V45L217 46L218 45V43L216 44ZM239 43V42H238ZM237 43V44H238ZM242 43V42H241ZM14 44V43H13ZM55 44V43H54ZM53 44V45H54ZM71 44H74L73 42L71 43ZM77 44V43H76ZM184 44V43H183ZM187 44V43H186ZM185 44V46H187ZM220 44V43H219ZM221 44H222V42H221ZM223 44H224V42H223ZM236 44V43H235ZM246 44V43H245ZM247 44H248V42H247ZM250 44H251V42H250ZM249 44V45H250ZM9 45V44H8ZM7 45V46H8ZM15 45V44H14ZM61 46H62V44H60ZM84 45V44H83ZM170 45V44H169ZM174 45V44H173ZM190 45H191V43H190ZM193 45V44H192ZM210 45V44H209ZM214 45V44H213ZM212 45V43H211V46H213ZM214 45V46H215ZM225 45V44H224ZM240 46H241V44H239ZM243 45H244V43H243ZM17 46V45H16ZM32 46V45H31ZM158 46V47H159ZM184 45H183V47L184 48H187V47H185ZM216 46H215V49H216ZM219 46V45H218ZM18 47V46H17ZM16 47V48H17ZM75 47H77L76 45L75 46H73V49L75 48ZM107 47V48H106ZM155 47H156V42H155ZM172 47V46H171ZM170 47V48H171ZM174 47V46H173ZM173 47L171 48V50H173ZM178 48H179V46H177ZM177 47H175V48H177ZM221 47H222V45H221ZM224 47V46H223ZM222 47V48H223ZM9 48V47H8ZM15 48V49H16ZM58 49H59V47H57ZM72 48V47H71ZM153 49H154V47H152ZM178 48L176 49L177 51H178ZM23 49L25 50V48L23 47ZM34 49V48H33ZM72 49V50H73ZM209 49V48H208ZM29 50V49H28ZM158 50H156V51H158ZM170 50V51H171ZM212 50H214V49H212ZM212 50H211V52L209 53V54H211L212 53ZM217 50V49H216ZM220 50H222L221 48H220ZM4 51V50H3ZM9 51H10V49H9ZM35 51H37V50H35ZM34 51V55H36V53L37 52H35ZM103 51H104V53H103ZM107 51H108V49H107ZM156 51H154V53L156 52ZM158 51V52H159ZM208 51H210V49L208 50ZM17 53H19L18 52V50L16 51ZM15 52V54H14V56L16 57V56H20L21 57V55H18L17 53ZM46 52V53H45ZM145 52V51H144ZM153 52V51H152ZM157 52V53H158ZM173 52V51H172ZM172 52H171V54H172ZM44 53H45V55H44ZM138 53V52H137ZM151 54V52H148V54ZM217 54H218V52H216ZM215 53V54H216ZM20 54V53H19ZM129 54H126V56L127 55H129ZM142 54H144V55H146L145 53H143L142 52ZM214 54V55H215ZM216 54V55H217ZM9 55V54H8ZM12 55H13V53H12ZM12 55H9V56H12ZM107 55L109 56L110 55V53L108 54L107 53ZM140 55V54H139ZM142 56V57H146V56ZM152 55V54H151ZM157 55V57H158V55L159 54H156ZM164 54H162V55H160L161 57H159V58H162V56H163ZM213 55V54H212ZM215 55V56H216ZM122 56V57H123ZM169 56V55H168ZM221 56V55H220ZM219 56V57H220ZM38 57V56H37ZM38 57V58H39ZM119 57V58H118ZM153 57V56H152ZM13 58V57H12ZM84 58H86V59H84ZM135 58V57H134ZM147 58V57H146ZM145 58V59H146ZM208 58V55H206V59ZM6 59H8V58H6ZM14 59V58H13ZM35 59H37V58H35ZM122 59V58H121ZM214 59H215V57H214ZM217 59V58H216ZM2 60V59H1ZM5 60V59H4ZM0 61V66L2 67H4V65H6L7 64V62L8 61ZM28 60V59H27ZM39 59H38V61H40ZM120 60V59H119ZM133 60V59H132ZM135 60H137L138 61V59H136L135 58ZM149 60V59H148ZM147 60V61H148ZM223 60H225V59H223ZM13 61L14 62H16L15 61V59L14 60H12V61H10L11 63H13ZM38 61H29L30 62V65H32V67H33V69H32V67H31V69H27V68H25V70H24V72H25V75L28 77V79L29 78H31L30 80H32V82L33 83H28L27 81H28V79H25V83H26V85H27V87H29L28 89L29 90H31L32 88H35V87H33V86H30V85H32V84H34L35 82H39V81H41V80H43V81H46V79H48V77L50 76V78H54L55 79V82L57 83V84H59V86L61 87V83H63L62 85H64V82L66 83H71L72 85H75V87L74 88H78L77 90H74L73 89V95H74V98L77 96L78 98H82L83 97V99H84V97H85V95H84V91L85 90H89V88H91L92 86H93V84H94V82L95 81H98L97 79H99V78H96L97 77V75H94V71H92V74L93 75H91L90 73V75L89 74H79V75H76V76H73V77H69L68 75H62L61 74V71H60V75H54V73H56L57 72V70H56V68H50L49 67V65L48 64H41V62L42 61H44V60H41V62L39 63ZM71 61V62H70ZM121 61V60H120ZM123 61V60H122ZM155 61V60H154ZM167 60H165V62H166ZM203 61V60H202ZM215 61V60H214ZM219 61H221V58H220V60ZM70 62V63H69ZM73 62V63H72ZM158 62V61H157ZM188 58L187 59H185V58H175L173 61H172V63L173 64H177V65H179V68H182V70H184V68L186 67L187 68V65H188ZM205 62V61H204ZM204 62H203V65H204ZM206 62H208V61H206ZM223 62V61H222ZM226 62V61H225ZM46 63V62H45ZM67 63H65L66 65H67ZM126 63V62H125ZM135 63V62H134ZM137 63V62H136ZM169 63V62H168ZM213 63V62H212ZM217 63H219L218 61H217ZM228 63V62H227ZM25 64V63H24ZM166 64V65H165ZM165 64H163V66L165 67V66H168V64L167 63H165ZM169 64H171V62L169 63ZM198 64H202V63H199L198 62ZM206 64V63H205ZM208 64V63H207ZM209 64H211L210 62H209ZM220 64V63H219ZM226 64V63H225ZM29 64H28V66H30ZM64 65V64H63ZM88 65H90V64H88ZM154 65V64H153ZM161 65V67H163L162 66V63L160 64ZM176 65V66H177ZM202 65V66H203ZM212 65V64H211ZM211 65H209L210 67H211ZM223 65V64H222ZM227 65V64H226ZM16 66H17V64H16ZM19 66V65H18ZM22 66V65H21ZM24 66V65H23ZM92 66V67H93ZM139 67H140V65H138ZM175 66V67H176ZM189 66V65H188ZM208 66V65H207ZM219 66H221V65H219ZM225 66V65H224ZM13 67V66H12ZM24 67H27V66H24ZM73 67V66H72ZM74 67H76V64H75V66ZM80 67V66H79ZM91 67V66H90ZM129 67V66H128ZM164 67L162 68V69H164ZM169 67H170V65H169ZM210 67H206L207 68V74H209V76L208 75H206L207 77H210V76H212L213 75V77H215L216 75V72H214V70H213V68H210ZM213 67H215V65L213 66ZM223 67V66H222ZM229 66H227V68H228ZM16 68V67H15ZM78 68V67H77ZM94 68V67H93ZM124 68V67H123ZM131 68V67H130ZM133 69L132 70H129V73H131V71H134V69L136 68V67H132ZM189 68H190V66H189ZM203 68V67H202ZM221 68V67H220ZM1 69V68H0ZM2 69H4V68H2ZM0 70V72H4L3 70ZM53 69H55V71L56 72H54V70ZM92 69V68H91ZM95 69H92V70H95ZM96 69V70H97ZM103 69H99V70H101L102 72H103ZM125 69V68H124ZM123 69V70H124ZM127 69V68H126ZM166 69V68H165ZM215 69V68H214ZM221 69H223V68H221ZM224 69H226V68H224ZM22 70V69H21ZM81 70L82 69H79V71L81 72ZM85 70V69H84ZM98 70V71H99ZM159 70V69H158ZM96 72V73H100V72ZM126 71V70H125ZM137 71V70H136ZM138 71H140V70H138ZM137 71V72H138ZM153 70H151V71H149L150 72V74H151V72H152ZM155 72H156V70H154ZM162 71V70H161ZM166 71H168L167 69H166ZM203 71V70H202ZM219 71H220V69H219ZM23 72V71H22ZM54 72V73H53ZM64 72V71H63ZM80 72H77V73H80ZM88 73V71H84V73ZM94 72V73H93ZM128 71H126V73H127ZM141 72V74L144 76V78L145 77H147V79L146 80H150V79H152V76H150V74L147 76V74H148V70H147V68H144L143 70H141L140 71ZM159 72V71H158ZM169 72L171 73V70L169 69ZM179 72V71H178ZM187 72V71H186ZM205 72V71H204ZM21 73V72H20ZM76 73V72H75ZM157 73V72H156ZM166 73V72H165ZM188 73V72H187ZM223 73V72H222ZM66 74H68L67 72H66ZM107 74H109V75H107ZM160 74V76L158 75V74H155V75H157L158 76V78L159 77H163L162 75H166V74H164V72H163V74H161V73H159ZM167 74L169 75V73L167 72ZM175 78H173L172 80L175 82V80H176V77L178 78L177 79V86L178 87H184L185 85H186V83L187 82H189V81H187L186 83H185V81H183L181 78H179L178 76H177V72H175ZM186 74V73H185ZM184 74V76H186ZM203 74V73H202ZM201 74V75H202ZM9 75V74H8ZM105 75H107V76H105ZM125 75V74H124ZM141 75V76H142ZM192 75V74H191ZM215 75V76H214ZM218 75V74H217ZM221 75V74H220ZM25 76V77H26ZM96 76V77H95ZM111 76H109V78L108 79H110L111 80ZM129 76V75H128ZM127 76V77H128ZM132 76V75H131ZM134 76H136V75H134L133 74V76L132 77H134ZM171 76H173V75H171ZM182 76H183V74H182ZM219 76V75H218ZM1 77V76H0ZM9 77H11V76H9ZM96 78V80H95V78ZM111 77V78H110ZM201 77V76H200ZM205 76L203 75V78H204ZM221 77V76H220ZM222 77H224L223 75H222ZM221 77V78H222ZM49 78V79H50ZM106 78V79H107ZM115 78V77H114ZM113 78V79H114ZM116 78H117V76H116ZM137 78V77H136ZM139 78H140V75H139ZM164 78H166L165 76H164ZM186 78H189L188 76H186ZM203 78H198L197 80L198 81H196V80H194V81H196L195 83H197V82H199L200 80H202L203 81ZM11 79V78H10ZM120 79V78H119ZM167 80L169 79V76H167V78H166ZM185 79V78H184ZM200 79V80H199ZM207 79V78H206ZM213 79V78H212ZM215 79V78H214ZM217 79V78H216ZM29 80V81H30ZM95 80V81H94ZM116 80V82H120V84L118 85V87H119V90L121 89V88H129V87H132L134 84H132L130 81H129V78L128 79H126L125 77H123V79H122V81H117V79H115ZM138 80H140V79H138ZM141 80H143V79H141ZM140 80V81H141ZM145 80V81H146ZM162 80V79H161ZM167 80H164V81H167ZM171 79L170 80H168V81H172ZM187 80H189V79H187ZM218 80V79H217ZM7 81V80H6ZM53 81V80H52ZM152 81V80H151ZM167 81V82H168ZM173 81L172 82H170V85H172L171 83H173ZM220 81V80H219ZM3 82H5V81H3ZM8 82V81H7ZM7 82H5L6 84H4V86L6 85L7 86ZM13 82H15V81H13ZM17 82H18V80H17ZM49 82H51L50 80H49ZM109 83H110V81H108ZM112 82H113V80H112ZM114 83V84H117V83ZM162 82V81H161ZM166 82V83H167ZM191 83H193V81L191 80L190 81ZM215 82V81H214ZM214 82H212V81H208V80H204L203 82H202V84H201V82L200 83H198L199 85H200V87H201V89L202 90H197L198 88H196V89H194V91L191 93L192 94V97H199L200 99H202V98H204V93H203V89H208L209 90V95L211 94L210 92H212V93H217L215 96H212V97H206V99L207 98H211V100H214V101H220L221 102V105L223 106V107H226V106H228L229 105V107H230V104L231 105H234V104H232V102H231V97H232V101H233V96H231L230 97V95H227V94H229L228 92H227V94H223V93H219L218 92V90L216 89V87L214 86L215 85V83ZM9 84H10V82H8ZM19 83V82H18ZM17 83V87L18 88H20L21 87V84H18ZM23 83V82H22ZM45 83V82H44ZM44 83H41V85L42 84H44ZM51 83H53V82H51ZM56 83L54 84V85H56ZM141 83V82H140ZM139 83V84H140ZM143 83H145V82H143ZM46 84V86L49 84V83H45ZM139 84H137V85H139ZM163 84V83H162ZM174 84V83H173ZM20 85V86H19ZM142 86L140 87V88H137L138 90L139 89H141V91H148L149 93H151L152 95H153V97H157V95H160L159 94V89L160 90H162V88H164V85H159V89H155L156 87L154 86V87H152V85L151 84H141ZM168 85H169V83H168ZM175 85V84H174ZM192 85V84H191ZM197 85V84H196ZM0 86H1V84H0ZM3 86V87H4ZM11 85H9V89L11 88L10 87ZM59 86H57V89H58V87ZM66 88L68 87H70V84H66V85H64ZM95 86V85H94ZM97 86V85H96ZM13 87V86H12ZM100 87V86H99ZM99 87H96L97 89H99ZM114 87H116V85L114 86ZM118 87H117V90H118ZM136 87H139V86H135V88ZM170 87V86H169ZM172 87V86H171ZM177 87V88H178ZM7 88V87H6ZM17 88V89H18ZM46 88H48V87H46ZM53 88H55V86L53 87ZM134 88V89H135ZM158 88V87H157ZM173 88V87H172ZM176 88V89H177ZM235 88H237V87H235ZM242 88V87H241ZM1 89H2V87H1ZM8 89V88H7ZM56 89V90H57ZM94 89V88H93ZM100 89H102V88H100ZM99 89V90H100ZM193 89V88H192ZM218 89H219V87H218ZM107 90V89H106ZM109 90V89H108ZM116 90V89H115ZM170 90V89H169ZM179 90V89H178ZM184 90V89H183ZM182 90V91H183ZM236 90V89H235ZM235 90L233 91L234 93H235ZM241 90V89H240ZM243 90V89H242ZM11 90H9V91H7V92H10ZM18 91V90H17ZM19 91H21V90H19ZM25 91H27L28 92V90H26L25 89ZM33 91V90H32ZM51 91V90H50ZM49 91V92H50ZM66 93H71L70 92V89L69 90H64ZM64 91H62L63 92V94H64ZM69 91V92H68ZM103 91H105V90H103ZM112 91V90H111ZM114 91V90H113ZM112 91V92H113ZM136 91V90H135ZM180 91V90H179ZM185 91H187V90H185ZM184 91V92H185ZM221 91V90H220ZM229 91V90H228ZM244 91V90H243ZM11 92H13V91H11ZM10 92V93H11ZM15 92V91H14ZM13 92V93H14ZM24 92V91H23ZM27 92H25V93H27ZM99 92H102L101 90L99 91ZM106 92V91H105ZM116 92V91H115ZM139 92H140V90H139ZM177 92V91H176ZM184 92H182V93H184ZM188 92V91H187ZM223 92V91H222ZM237 92V91H236ZM46 94V96H47V93L48 92H45ZM56 93H58V92H56ZM59 93H61V91L59 92ZM182 93H181V95H182ZM190 93V92H189ZM225 93V92H224ZM232 93V92H231ZM240 93H242V92H240ZM12 94V93H11ZM28 94V93H27ZM49 94V93H48ZM50 94H52V93H50ZM54 94V93H53ZM92 94V93H91ZM91 94H90V96H91ZM104 94V93H103ZM102 94V95H103ZM106 95H104V96H102V95H99V96H102V97H105L106 98V96L109 98V96L110 95H112L111 93H109V92H107V93H105ZM117 94V93H116ZM124 94V93H123ZM123 94H122V96H123ZM185 94V93H184ZM187 94V93H186ZM185 94V95H186ZM236 94V93H235ZM23 95V94H22ZM30 95H32V94H30ZM35 95H39L40 96V94L39 93H36ZM72 95V96H73ZM114 96H115V94H113ZM121 95V94H120ZM180 95V94H179ZM208 95V96H209ZM234 95V94H233ZM237 95V94H236ZM235 95V96H236ZM238 95H239V93H238ZM241 95V94H240ZM239 95V96H240ZM244 95V94H243ZM242 95V96H243ZM256 95V94H255ZM26 96H28V95H26ZM52 96V95H51ZM71 96V97H72ZM113 96V98H115ZM118 96V95H117ZM177 96H178V94H177ZM190 96V95H189ZM21 97V96H20ZM24 97V96H23ZM71 97L68 99V96H67V99L69 100V102L71 103ZM87 97V96H86ZM151 97V96H150ZM178 97H180V96H178ZM248 97V96H247ZM15 98H17V96L15 97ZM26 98H28V97H26ZM26 98H23V99H26ZM40 98V97H39ZM39 98H37L38 99V101L40 102V100H41V98H40V100H39ZM65 98V97H64ZM72 99V100H75V99ZM89 98V97H88ZM105 98H99V99H101L102 101H105L104 99ZM108 98H106V99H108ZM112 98V99H113ZM137 98V97H136ZM140 98H142V97H140ZM149 98V97H148ZM240 98V97H239ZM11 99V98H10ZM57 99V98H56ZM61 98L59 97L58 98V100H60ZM63 99V98H62ZM85 99H87V98H85ZM138 99V98H137ZM136 99V101H138ZM145 99V98H144ZM143 98H142V104L139 102V105L141 104V106L143 107V106H146L147 105V103H148V101L145 99L144 100ZM151 99V98H150ZM189 99V101H190V98H188ZM198 99V98H197ZM199 99V100H200ZM245 99H247V98H245ZM21 100V99H20ZM109 100V99H108ZM120 100V99H119ZM124 100H125V98H124ZM140 100V99H139ZM149 100V99H148ZM152 100V99H151ZM150 100V101H151ZM26 101H28L27 99H26ZM32 100H30V101H28V104L31 102ZM61 101V100H60ZM75 101H77V99L75 100ZM75 101H73L75 104H77L78 106H79V103H78V101H80V100H78L77 101V103L75 102ZM85 101V100H84ZM121 101L122 102H124L122 99H121ZM134 101V100H133ZM141 101V100H140ZM156 101V100H155ZM154 101V102H155ZM186 101V100H185ZM188 101V102H189ZM209 101V100H208ZM214 101H212V102H214ZM251 101V100H250ZM24 101H22V103H23ZM32 102H34V101H32ZM31 102V103H32ZM42 102H44V101H42ZM49 102V101H48ZM196 102H198V100H196ZM231 102V103H230ZM234 103H235V101H233ZM26 103V102H25ZM59 103H61V102H59ZM69 103V104H70ZM80 103H81V101H80ZM132 103V102H131ZM135 103H138V102H135ZM190 103H192V101L190 102ZM216 102H214V103H211V104H215ZM24 104V103H23ZM37 104V103H36ZM35 104V105H36ZM43 104V103H42ZM44 104H45V102H44ZM46 104H48V103H46ZM66 104V103H65ZM124 104V103H123ZM155 105H156V102L154 103ZM188 104V103H187ZM210 104V103H209ZM51 105V107H52V105H54V102H53V104H50ZM61 105V104H60ZM62 105H64V104H62ZM61 105V106H62ZM74 105V104H73ZM72 104H71V106H73ZM76 105V106H77ZM151 105H153V104H151ZM183 105V104H182ZM24 106V105H23ZM26 106H27V104H26ZM41 106V105H40ZM56 106V105H55ZM61 106H60V108H61ZM65 106H67V108L69 107L67 104L66 105H64V107H62V108H65ZM70 106V108H68V109H72V107ZM75 106V105H74ZM136 106V105H135ZM189 106V105H188ZM202 106H203V104H202ZM214 106H218V105H214ZM27 107H30V105H28ZM43 108H44V106H42ZM41 107V108H42ZM80 107H82V105L80 104ZM79 107V108H80ZM83 107H85L84 105H83ZM82 107V108H83ZM88 107V106H87ZM140 107V106H139ZM151 107H154V106H151ZM199 107H201V106H199ZM219 107V106H218ZM238 107V106H237ZM30 108H33V107H30ZM47 108H48V106H47ZM61 108V109H62ZM75 108V107H74ZM78 108V107H77ZM77 108H75V110L77 111ZM203 108H205V107H203ZM227 108V107H226ZM235 108V107H234ZM151 109V108H150ZM149 109V110H150ZM153 109V108H152ZM151 109V110H152ZM201 109V108H200ZM206 109V108H205ZM232 109H233V107H232ZM51 110V109H50ZM52 110H54V108L52 107ZM62 110H64V109H62ZM84 110V109H83ZM86 110H88V109H86ZM120 111H121V109H119ZM157 110V109H156ZM154 111L153 110V112H152V118L154 119V121H155V123H158V125H160L161 126V130H163V132L164 133H166V135H172V138L170 139V138H166V140H168V139H170V140H168V141H170V143H173L174 145H176V146H183V145H187L188 143H189V141L187 140V138H186V136H183L185 133L183 132V128L184 129H186V130H188L187 129V127H185L184 125H183V119H185L187 116H186V113H185V111L182 109V108H176L175 110H173L171 113H167V114H165V113H163L162 111ZM203 110V109H202ZM206 110H208V108L206 109ZM72 111V110H71ZM82 111V110H81ZM93 111V110H92ZM95 111V110H94ZM93 111V112H94ZM147 111V110H146ZM210 112H211V110H209ZM55 112V111H54ZM61 112V111H60ZM97 112H102L103 113V111L101 110H97ZM108 112V111H107ZM106 112V116L107 117H109V114L111 113V111H110V113L108 114ZM122 112V111H121ZM191 112V111H190ZM67 113V112H66ZM86 113V112H85ZM90 113L92 114V112H91V110H90ZM101 113V114H102ZM117 113V112H116ZM115 113V114H116ZM119 113V112H118ZM117 113V114H118ZM124 113V112H123ZM231 113V112H230ZM76 115H78L77 113H75ZM80 114H83V113H80ZM93 114H96L97 116H98V114L95 112V113H93ZM92 114V115H93ZM104 114H105V112H104ZM114 114V113H113ZM125 114V113H124ZM147 114V113H146ZM52 115V114H51ZM66 115V117H67V114H65ZM64 115V116H65ZM84 115V114H83ZM86 115V114H85ZM100 115V114H99ZM121 115V114H120ZM215 115V114H214ZM59 116V118L58 119H60V115H58ZM57 116V117H58ZM94 116V115H93ZM104 116V115H103ZM125 116H130L129 114L127 115V113L125 114ZM141 116V115H140ZM143 116V118H145V116L144 115H142ZM141 116V117H142ZM148 116V115H147ZM212 116V115H211ZM225 116H227V115H225ZM105 117V116H104ZM112 117H115V116H111L110 117V119L112 118ZM117 117H118V115H117ZM116 117V118H117ZM70 118V117H69ZM73 118V117H72ZM84 118H87V116L86 117H84ZM121 118H123V117H121ZM120 118V119H121ZM134 119H136L135 117H133ZM147 118V117H146ZM148 118H149V116H148ZM210 118V117H209ZM62 119V118H61ZM64 119V118H63ZM113 119V118H112ZM115 119V118H114ZM151 119V118H150ZM73 120H75V118L73 119ZM76 120H77V117H76ZM75 120V122H80V120L81 119H79V120H77L76 121ZM86 120H88V122H89V120H90V123H91V120H93L92 118L90 119H86ZM106 121V123H107V118L105 119ZM137 120V119H136ZM135 120V121H136ZM145 120H149V119H145ZM186 120H187V118H186ZM82 121V120H81ZM121 121V120H120ZM122 121H124V119L122 120ZM121 121V122H122ZM131 121V120H130ZM146 121V122H147ZM153 121V120H152ZM74 122V121H73ZM72 122V123H73ZM104 122V121H103ZM104 122V123H105ZM140 123H142L141 121H139ZM138 122V124L139 125H141L140 123ZM69 123V122H68ZM71 123V125H73L74 127H75V125L74 124H72ZM105 123V124H106ZM124 123V122H123ZM149 123H150V120H149ZM152 123V122H151ZM67 124V123H66ZM82 124V123H81ZM125 124H127V122L125 121ZM124 124V126H126L127 128H128V125H130L131 126V124H128V125H125ZM196 124V123H195ZM204 124V123H203ZM202 124V125H203ZM209 124V123H208ZM68 125H70V123L68 124ZM67 125V126H68ZM79 125H80V123H79ZM122 125V124H121ZM120 125V126H121ZM207 125V124H206ZM66 126V127H67ZM72 126V127H73ZM84 126V125H83ZM108 126H109V124H108ZM117 126V125H116ZM193 126V125H192ZM69 128H71L70 126H68ZM92 127V126H91ZM91 127L90 126H87V128H90V130H91ZM96 127V128H95ZM94 128L95 129H98L97 127L98 126H95ZM122 127V126H121ZM137 127V126H136ZM141 127V126H140ZM139 127V128H140ZM64 128H65V126H64ZM63 128V129H64ZM68 128V129H69ZM78 128V127H77ZM80 129H81V127H79ZM93 127H92V129H94ZM100 128V131H102V127H99ZM110 128H111V126H110ZM144 127L142 126V129H143ZM67 128H65L64 129V133H65V130H66ZM76 129V128H75ZM117 129V128H116ZM120 130H121V132L124 130L123 129V127L122 128H119ZM200 129H202V128H200ZM72 130V129H71ZM74 130V129H73ZM78 129H76V131H77ZM83 131H84V129H82ZM81 130V131H82ZM104 130V129H103ZM119 130V131H120ZM126 130V129H125ZM129 130H130V127H129ZM160 130V131H161ZM179 130H182V132L180 131V134H176L177 132L176 131H178L179 132ZM194 130V129H193ZM197 130H199V129H197ZM205 130V129H204ZM16 131V130H15ZM42 131V130H41ZM40 131V132H41ZM62 131L60 132L62 135H60V133H59V135L60 136H58V138L55 136V135H53V137L55 136V138H47L48 139V141L47 142H50V143H53V144H55L56 142H58V141H60V140H66L67 138H66V136H65V134H67V133H65V134H63L62 133ZM79 131V130H78ZM98 132H99V130H97ZM111 131V130H110ZM113 131V130H112ZM111 131V132H112ZM115 131L116 130H114V133H115ZM133 131V130H132ZM134 131H137L138 132V130H136V128H135V130ZM158 131H159V129H158ZM159 131V132H160ZM192 131V130H191ZM191 131H185V132H191ZM209 131V130H208ZM67 132V131H66ZM69 132V131H68ZM73 132V131H72ZM91 132H93V131H91ZM95 132V133H94ZM92 134H94V135H97L96 134V131H94ZM125 132V131H124ZM129 132V131H128ZM136 132V133H137ZM147 132V131H146ZM194 132V131H193ZM191 133V134H194V133ZM39 133V132H38ZM38 133H37V131H36V134L38 135ZM74 133V135H75V131L73 132ZM90 133V132H89ZM103 133V132H102ZM101 133V134H102ZM105 133H107V131H105ZM114 133H111V134H114ZM117 133V132H116ZM130 133H132V132H130ZM181 133L183 134V135H181ZM205 133H206V131H205ZM211 133V132H210ZM215 133V132H214ZM40 134H43V133H39V136H41ZM71 134V133H70ZM77 134V133H76ZM82 134V133H81ZM87 134V133H86ZM91 134V133H90ZM101 134H100V136H101ZM120 133L118 132L117 133V135H119ZM123 136H124V134L123 133H121ZM189 134V133H188ZM207 134H208V132H207ZM217 134H219V132H217ZM32 135H34V134H32ZM37 135H34L33 137L34 138H36L35 136H37ZM48 135V134H47ZM78 135V134H77ZM99 135V134H98ZM103 135V134H102ZM109 136H110V134H108ZM122 135H120V137L122 136ZM186 135V134H185ZM216 135V134H215ZM14 136V135H13ZM43 136V135H42ZM41 136V137H42ZM51 136H52V134H51ZM70 136V135H69ZM79 136V135H78ZM105 136H107V135H104V137ZM108 136V137H109ZM126 136V135H125ZM130 136V135H129ZM133 136H135V135H133ZM138 136V135H137ZM160 136H161V134H160ZM189 136H191V135H188L187 137H189ZM219 136V135H218ZM221 136V135H220ZM3 137H5V136H3ZM38 137V136H37ZM48 137V136H47ZM71 137H72V135H71ZM77 137V136H76ZM81 136H79V138H80ZM83 138H84V136H82ZM114 137V136H113ZM119 137V138H120ZM197 141H198V144L199 143H201L202 145H204V146H206V145H213L214 143H215V139H216V136H214L213 138H210V136H205L204 134H202L201 132H200V130H199V132L197 133V134H195L194 136H193ZM0 138H1V136H0ZM6 138H8V136L6 137ZM44 138V137H43ZM69 138V137H68ZM74 138V137H73ZM79 138H77L78 140H79ZM93 138V137H92ZM97 138V137H96ZM100 138H102V137H100ZM100 138H98V139H96V140H98L99 142H100ZM121 138H123V137H121ZM2 139V138H1ZM12 139V138H11ZM32 139V138H31ZM39 139V138H38ZM42 139V138H41ZM76 139V138H75ZM81 139V138H80ZM102 139H104V138H102ZM7 140H9V139H7ZM36 140V139H35ZM84 141H85V138L83 139ZM217 140V139H216ZM10 141V140H9ZM37 141V140H36ZM44 141H45V139H44ZM69 141V140H68ZM71 141V140H70ZM72 141H74V140H72ZM71 141V142H72ZM106 141V140H105ZM118 141H120V140H118ZM168 141H165V142H168ZM192 141V140H191ZM196 141V142H197ZM32 142V141H31ZM41 142V141H40ZM39 142V143H40ZM61 142V141H60ZM76 141H74V143H75ZM79 142H81V141H77L76 143L78 144ZM123 142H124V140L122 139V142L120 143V145L121 144H123ZM186 142H188V143H186ZM193 142V141H192ZM30 143V142H29ZM28 143V144H29ZM35 143V142H34ZM33 143V144H34ZM42 143H44L45 144V142H42ZM63 143H64V141H63ZM73 143V142H72ZM71 143V144H72ZM95 143V142H94ZM97 143V142H96ZM101 143V142H100ZM119 143V142H118ZM117 143V144H118ZM169 143V142H168ZM3 144V143H2ZM17 144V143H16ZM31 144V143H30ZM29 144V145H30ZM38 143H36V145H37ZM52 144V145H53ZM59 144V143H58ZM86 144H88L87 142H86ZM102 144H104V142L102 143ZM125 144H126V142H125ZM192 144H194V143H192ZM201 144H200V146H201ZM39 145V144H38ZM56 145V144H55ZM61 145V144H60ZM63 145V144H62ZM79 145V144H78ZM77 145V146H78ZM80 145H81V143H80ZM91 145H93V144H91ZM111 145V144H110ZM1 146H3V145H0V147ZM32 147H33V145H31ZM31 146H29V147H31ZM70 146V145H69ZM74 146L76 147V145L74 144ZM73 146V147H74ZM101 146V145H100ZM122 146V145H121ZM127 146V145H126ZM170 146H171V144H170ZM197 146V145H196ZM26 147V146H25ZM25 147H23V150H25L26 148ZM67 147V146H66ZM71 147V146H70ZM82 147V146H81ZM106 147V146H105ZM123 147V146H122ZM125 147V146H124ZM174 147V146H173ZM25 148V149H24ZM27 148H28V146H27ZM35 148H39V146L38 147H35ZM55 148V147H54ZM72 148V147H71ZM76 148H78V147H76ZM76 148H75V150H76ZM87 148V147H86ZM97 148V147H96ZM104 148V147H103ZM107 148V147H106ZM112 148V147H111ZM175 148V147H174ZM178 148V147H177ZM17 149V148H16ZM18 149H19V147H18ZM29 149V148H28ZM68 149V148H67ZM79 149V148H78ZM77 149V150H78ZM81 149V148H80ZM88 149H89V147H88ZM108 149V148H107ZM0 150H2V147H1V149ZM6 150V149H5ZM75 150H73V151H75ZM89 150H91V148L89 149ZM100 150V149H99ZM11 151H13V148H12V150ZM86 151V150H85ZM84 151V152H85ZM96 151V150H95ZM3 153V151H0V153ZM31 152V151H30ZM76 152V151H75ZM78 152V151H77ZM83 152V153H84ZM88 152V151H87ZM91 152H93V150L91 151ZM15 153V152H14ZM13 153V154H14ZM108 153V152H107ZM10 154H11V152H10ZM77 154V153H76ZM98 154V153H97ZM15 155V154H14ZM13 155V156H14ZM84 155V154H83ZM12 156V155H11ZM12 156V157H13ZM79 156V155H78ZM86 156H88L87 155V153H86ZM97 156V155H96ZM123 157V156H122ZM108 158V157H107ZM94 159H95V157H94ZM99 159V158H98ZM100 159H102V158H100ZM105 159V158H104ZM125 159V158H124ZM103 160V159H102ZM102 160H100V161H102ZM119 159H117V161H118ZM92 161V160H91ZM97 161V160H96ZM128 161H130V160H128ZM128 161H126L127 162V164H128ZM15 162V161H14ZM13 162V163H14ZM112 162V161H111ZM177 162V161H176ZM19 163V162H18ZM101 163V162H100ZM108 163V162H107ZM178 163V162H177ZM101 164H104V163H101ZM106 164V163H105ZM122 164H124V162L122 163ZM174 164H175V162H174ZM126 165V164H125ZM143 165V164H142ZM103 166V165H102ZM122 166V165H121ZM145 166V165H144ZM143 166V167H144ZM105 167V166H104ZM126 167H127V165H126ZM143 167H141V168H143ZM146 167V166H145ZM169 167V170H170V167L172 168V171H174L173 169H176V166H168ZM175 167V168H174ZM48 168V167H47ZM103 168V167H102ZM109 168V167H108ZM178 168V167H177ZM46 169V168H45ZM105 169H106V167H105ZM47 170V169H46ZM44 171V170H43ZM106 171V170H105ZM141 171V170H140ZM168 171V170H167ZM157 172H159V171H157ZM171 172V171H170ZM6 173V172H5ZM43 173V172H42ZM141 173V172H140ZM140 173H137V176L138 175H140ZM160 173H162V172H160ZM136 174V173H135ZM116 176V175H115ZM135 176V175H134ZM1 177V176H0ZM2 179V178H1ZM0 179V180H1ZM10 179V178H9ZM135 179V178H134ZM134 179H132V180H134ZM4 181V180H3ZM8 181V180H7ZM122 181V180H121ZM10 182H13V181H10ZM9 182V183H10ZM4 183V182H3ZM4 185V184H3ZM9 185V184H8ZM16 185H17V183H16ZM2 186V185H1ZM12 186V184H10V186L8 187V188H10ZM14 186V185H13ZM20 186V185H19ZM3 187V186H2ZM5 187V186H4ZM23 187V186H22ZM11 188H13V187H11ZM25 188V187H24ZM53 189V188H52ZM58 190V189H57ZM153 191V190H152ZM0 193H1V190H0ZM61 193V192H60ZM74 193H76V190H75V192ZM156 193V192H155ZM12 194V193H11ZM15 194H17V195H19L20 196V194H18V193H15ZM22 194H24V192L22 193ZM26 194H28V193H25V197H23L22 199H21V201H19L20 199H18V197H16L15 199H18V202H20L19 204L16 202V204H17V206L20 208L21 207V210H22V208H24L23 209V212H19V210H18V208L16 209L15 208V210H14V207L13 206H11V205H15V204H9L8 205V207H7V209H10L9 210V213L8 214H6V213H2V212H0V225H4V224H6L7 225V223H11L12 224V222H8L9 220H12V219H19V217L20 218H26V220L28 219V221H29V225L28 226H30V227H28V226H25L24 228H23V230L21 229H18V230H20L19 232H20V235H19V238H18V235H17V239L15 238V239H13V240H11V237H12V233H11V237L9 236V234L7 235V233L5 232H3V231H0V244L1 243H5L6 242V244L5 245H7V247L9 248H14V247H16L17 248V246H11V244L12 243H14V242H16L18 239H19V241H24L25 243H26V241H29V242H31L32 240H33V242H35L34 241V239H37V237L36 238H33V237H35V236H50L51 237V241H52V243H48L47 244V239H46V245H48L49 246V248H51V249H55L56 248V245L55 244H58V245H60V246H63V245H66V248H65V250H64V252H65V254L66 255H69L68 257L69 258H71V257H75V256H72L71 254H73V253H75V252H77L78 251V253H79V250H76L77 249V247H75V246H77V245H79V244H81V243H83V242H85L86 240H85V238L83 237L84 235H82V237L84 238V239H82L81 237L79 238V236H80V234H78V238L76 237V236H64L63 235V228L64 229H66L67 230V228H65V227H63L65 224H66V220H64V219H61V222H62V220H63V222L62 223H64L63 224V226L61 227V222H60V224H58L57 225V223L55 224V221H56V217L59 215H57L56 216V214L58 213L57 212V208H56V204L59 202H57V203H50L49 205H46V206H44V203H47V197L45 196V195H31V194H28V195H26ZM148 194V193H147ZM1 195V194H0ZM7 195V194H6ZM13 195H14V193H13ZM89 195V194H88ZM21 196H23V195H21ZM94 197H95V195H93ZM7 197L9 198L10 196L9 195H7ZM14 197V196H13ZM89 198H90V195L88 196ZM98 197V196H97ZM101 197V196H100ZM11 198H12V196H11ZM80 198V197H79ZM88 198V199H89ZM10 199V198H9ZM86 199V198H85ZM93 199V198H92ZM91 199V200H92ZM95 199V200H94ZM93 200L96 202H94L95 204H97L98 202H100V201H98V200H96V198H94ZM97 199H99V198H97ZM101 199H102V197H101ZM100 199V200H101ZM1 197H0V202H1ZM3 200H5V199H3ZM103 200V199H102ZM101 200V201H102ZM8 201H10V200H6V202H7V204H8ZM12 201V200H11ZM16 201V200H15ZM87 201V200H86ZM107 201V200H106ZM116 201V200H115ZM12 202H14V201H12ZM104 202V201H103ZM109 202H111V201H109ZM117 202V201H116ZM3 203H5V202H3ZM10 203V202H9ZM61 203V202H60ZM90 203H92L93 204V202L91 201ZM101 203V202H100ZM113 203V202H112ZM6 204V203H5ZM53 204L55 205V206H53ZM87 204H89V203H87ZM32 205H34L33 206V208L34 209H37V208H35V205L36 206H40V207H38L39 209L41 208V207H45V209H44V207L42 208V209H40V216L39 217H37V218H33V217H31V216H33V214H31V213H29V208L32 206ZM43 205V206H42ZM62 205H65V206H67L66 204H62ZM101 205H102V203H101ZM6 206V205H5ZM16 206V205H15ZM64 206V207H65ZM69 206V205H68ZM79 206H80V204H79ZM82 207H84L83 205H81ZM87 206H89V205H87ZM98 206V205H97ZM96 206V207H97ZM210 205H208L207 207H209ZM213 206V205H212ZM47 207V208H46ZM61 207H63V206H61ZM69 207H71V205L69 206ZM95 207V208H96ZM100 206H98L97 208H99ZM122 209H123V207L122 206H120ZM2 208V207H1ZM73 208H75V211H77L78 212V210L76 209L77 207H73L72 206V210H73ZM84 208H86V207H84ZM87 208H90V207H87ZM94 208V209H95ZM101 208V207H100ZM99 208V209H100ZM125 208V207H124ZM211 209L213 208V207H210ZM217 208V207H216ZM216 208H213L214 210L216 209ZM6 209V210H7ZM33 209V210H34ZM105 209V208H104ZM128 209V208H127ZM224 209V208H223ZM0 210H3V209H0ZM5 210V211H6ZM12 210V211H11ZM14 210V211H13ZM16 210H18V212H15ZM20 210V211H21ZM38 210V209H37ZM61 210H63V209H61ZM70 210V209H69ZM81 209L79 208V211H80ZM91 210V209H90ZM117 210V209H116ZM231 210V209H230ZM58 211H59V208H58ZM65 211H67V210H65V208H64V213H65ZM82 211V210H81ZM80 211V212H81ZM84 211H85V209H84ZM84 211H82V215H83V212ZM95 211H96V209H95ZM94 211V212H95ZM101 211H102V209H101ZM114 211V210H113ZM128 211V210H127ZM133 211V210H132ZM216 211V210H215ZM215 211H212V212H215ZM218 211V210H217ZM229 211V210H228ZM8 212V211H7ZM63 212H62V214H63ZM86 212V211H85ZM84 212V213H85ZM88 212V211H87ZM91 212H93V211H91ZM96 212H98V211H96ZM95 212V213H96ZM211 212V213H212ZM223 212V211H222ZM19 213H21L20 215H19ZM59 213H61V212H59ZM72 213V212H71ZM70 213V211H69V215L71 214ZM121 213V212H120ZM61 214V217L63 216ZM66 214H68V211L66 212ZM87 214V213H86ZM89 215H88V218H91V217H93V216H90V213H88ZM97 214V213H96ZM103 214H105L104 212H103ZM137 214V213H136ZM221 214V213H220ZM226 214V213H225ZM71 215H73V214H71ZM74 215H76L75 213H74ZM100 216H101V214H99ZM99 215H96L97 217L99 216ZM215 215H217L216 214V212H215ZM218 215H219V213H218ZM235 215V214H234ZM236 215H238V214H236ZM235 215V217H237ZM250 215V214H249ZM251 215H252V213H251ZM250 215V217H253V215L251 216ZM100 216L98 217V219H101L100 218ZM107 216V215H106ZM127 216V215H126ZM130 216H131V213H130ZM229 216V215H228ZM233 215H231V217H232ZM239 216H240V214H239ZM51 219H50V218ZM59 217V216H58ZM58 217H57V219H58ZM60 217V218H61ZM78 217H80V216H78ZM77 217V218H78ZM83 217H84V215L82 216V219H83ZM85 217H86V215H85ZM95 217V216H94ZM101 217H104V216H101ZM207 217H210V216H207ZM214 217H216V216H213V217H211V219H208V218H206V219H208V221H212V223L214 224V222H216V219L214 218ZM234 216L232 217V219L233 218H235ZM249 217V216H248ZM247 217V218H248ZM46 218H47V221L49 220V221H52L53 222V224L54 225H57V226H54V225H52V224H49L47 221H46ZM52 218L54 219V220H52ZM60 218H59V220H60ZM65 218H66V216H65ZM74 218V217H73ZM73 218H72V220H73ZM105 218V217H104ZM230 218V217H229ZM237 218H239V217H237ZM243 218V217H242ZM246 218V219H247ZM67 219H69V218H67ZM81 219V218H80ZM80 219H79V221H80ZM81 219V220H82ZM85 219V218H84ZM84 219H83V221H82V223L84 222ZM103 219V218H102ZM107 219H109L108 218V216H107ZM115 219V218H114ZM132 219H134V218H132ZM136 219V218H135ZM213 219V220H212ZM215 219V220H214ZM231 219V218H230ZM240 219V218H239ZM246 219H243V220H246ZM85 220H87V218L85 219ZM89 220V219H88ZM137 220V219H136ZM218 220V219H217ZM235 220H238V219H234L233 221H235ZM248 220V219H247ZM249 220H250V218H249ZM19 221H21V220H19ZM22 221H24V219H22ZM73 221H76V217H75V219L73 220ZM111 221H113V220H111ZM118 221V220H117ZM134 221V220H133ZM139 221V220H138ZM150 221V220H149ZM156 221V220H155ZM162 221V220H161ZM69 222H71L70 221V219H69ZM90 222H91V220H90ZM90 222H87L88 223V225H87V227H90L91 225V223ZM97 222H99V221H96L95 222V224L97 223ZM103 222H104V220H103ZM121 222V221H120ZM192 222H194L195 224H193V225H196L197 223L195 222V221H192ZM203 222V221H202ZM205 222V221H204ZM223 222V221H222ZM237 222H241V221H237ZM22 223H24V222H22ZM86 223V222H85ZM93 223H94V221H93ZM92 223V224H93ZM100 223V222H99ZM108 223V222H107ZM117 222H115V224H116ZM133 223V222H132ZM155 223V222H154ZM159 223H160V221H159ZM26 224V223H25ZM74 223L72 222V224H71V226L73 225ZM84 224V223H83ZM161 224V223H160ZM163 224V223H162ZM189 225L191 224L190 222L188 223ZM202 224V223H201ZM201 224H199V225H201ZM206 224H209V223H207V221L205 222V226H206ZM222 224V223H221ZM225 224V223H224ZM15 225H16V223H15ZM14 225V226H15ZM67 225V227H69L70 225L69 224H66ZM69 225V226H68ZM100 225H102L101 223H100ZM155 225H156V223H155ZM203 225V224H202ZM230 225V224H229ZM228 225V226H229ZM12 227V228H10V230L12 231V232H15V231H17L16 229H15V227ZM18 226H20V225H18ZM23 226V225H22ZM74 226V225H73ZM78 226V225H77ZM97 226V225H96ZM104 226H105V222H104ZM111 226V225H110ZM113 226V225H112ZM139 226V225H138ZM188 226V225H187ZM198 226V225H197ZM208 226V225H207ZM211 226V225H210ZM221 226V225H220ZM225 226V225H224ZM247 226V228L249 227V225H246ZM245 226V227H246ZM6 227V226H5ZM4 227V228H5ZM16 227H17V225H16ZM21 227V226H20ZM94 227H95V225H94ZM114 227H116V225L114 226ZM117 227H118V224H117ZM200 227V226H199ZM204 227V226H203ZM216 227V226H215ZM214 227V228H215ZM227 227V226H226ZM244 227V228H245ZM2 228H3V226H2ZM97 227H95V229H96ZM154 228V227H153ZM172 227L170 226V229H171ZM222 228H225V227H223L222 226ZM221 228V229H222ZM242 228V227H241ZM251 227H249V229H250ZM72 230H73V232H74V230L76 231V229H74V228H71ZM84 229H85V224H84ZM88 229V228H87ZM165 227L164 226H161V225H158L157 226V228L155 229V231H156V233H163V232H165ZM169 229V228H168ZM176 230H177V228H175ZM174 229V230H175ZM195 229V228H194ZM200 230L202 229V227L201 228H199ZM7 230V229H6ZM66 230H65V232H66ZM192 230V229H191ZM196 230H198V229H196ZM225 230V229H224ZM231 230V229H230ZM237 230V229H236ZM251 230V229H250ZM253 230V229H252ZM21 231H22V234H21ZM24 231V232H23ZM69 231V230H68ZM67 231V232H68ZM80 231V230H79ZM92 231H94L93 230V228H92ZM97 231L100 233V230H98L97 229ZM105 231H107V230H105ZM104 231V232H105ZM111 231H113V230H111ZM167 231H169V230H167ZM180 231V230H179ZM243 231H247L246 230V228H245V230L243 229ZM9 232V231H8ZM77 232H78V230H77ZM84 232V231H83ZM86 232H89V231H85V233ZM91 232V231H90ZM117 232V231H116ZM175 232V231H174ZM241 232H242V230H241ZM245 232H243L242 234H244V235H246L247 233H245ZM70 233V232H69ZM80 233V232H79ZM92 233V232H91ZM101 233L102 234H100V235H103L104 233H103V229H101ZM111 233V232H110ZM168 233H170V232H168ZM172 233V232H171ZM180 233V232H179ZM182 233V232H181ZM252 233H253V231H252ZM251 233V234H252ZM74 234H77L76 232H74ZM106 234L107 233H105V236H106ZM114 234V233H113ZM117 234V233H116ZM154 234V233H153ZM238 234V233H237ZM240 234V233H239ZM250 234V233H249ZM247 235L246 237H248V236H250V235ZM15 235V234H14ZM22 235V236H21ZM65 235H68V234H65ZM89 235V233L87 234V236ZM92 235V234H91ZM98 235V234H97ZM97 235H96V237H97ZM164 235H166V234H164ZM164 235L163 236H160V238L161 237H163L164 238ZM170 235H172V234H170ZM183 235V234H182ZM95 236V235H94ZM94 236H92V237H94ZM104 236V237H105ZM107 236H108V234H107ZM157 236V235H156ZM174 236V235H173ZM15 237V236H14ZM49 237V238H50ZM89 237V236H88ZM88 237H86V238H88ZM120 237H121V234H120ZM120 237H118V235H117V237L116 238H119V239H117V240H121V239H123V237L122 238H120ZM130 237H131V235H130ZM168 237V236H167ZM251 237V236H250ZM13 238V237H12ZM33 238V239H32ZM43 238H45V237H43ZM47 238V237H46ZM101 238H103L102 236H101ZM101 238H99V240H102ZM109 238V237H108ZM166 238V237H165ZM169 238V237H168ZM252 238V237H251ZM259 238V237H258ZM40 240V239H39ZM39 240H37V241H39ZM44 240V239H43ZM83 240H85V241H83ZM88 240V239H87ZM91 240V239H90ZM93 241H94V239H92ZM104 240V239H103ZM106 240H108V239H105L104 241L106 242ZM159 241H160V239H158ZM164 240V239H163ZM168 240H170V239H168ZM261 240H263V238L261 239ZM36 241V242H37ZM40 241H42V240H40ZM39 241V242H40ZM96 241V240H95ZM98 241V240H97ZM96 241V242H97ZM247 241V240H246ZM39 242H38V245H39ZM43 242V241H42ZM42 242H40V243H42ZM89 242V241H88ZM104 242V243H105ZM110 242H113V241H110ZM116 242V241H115ZM117 242H119V241H117ZM122 242H123V240H122ZM125 242V241H124ZM130 242H132V240L130 239ZM129 242V245L128 244H126V246H128L129 248L130 247H132L130 244H132V243H130ZM134 242V241H133ZM175 242V241H174ZM250 242V241H249ZM262 242V241H261ZM18 243V242H17ZM43 243H45V242H43ZM42 243V244H43ZM86 243V242H85ZM85 243H83V244H85ZM104 243H103V245H104ZM108 243H109V241H108ZM126 243V242H125ZM156 243V242H155ZM161 243H163V241H161ZM165 243V242H164ZM167 243H169V242H167ZM176 243V242H175ZM27 244V243H26ZM37 244V243H36ZM41 244V245H42ZM62 244V245H61ZM79 245L81 248H82V246H84V245ZM111 244V243H110ZM135 244V243H134ZM157 244H158V246H159V243L157 242ZM172 244V243H171ZM89 245V244H88ZM154 245V244H153ZM169 245L170 244H168V247H169ZM173 245V244H172ZM177 245H178V243H177ZM177 245H175V246H177ZM19 246V245H18ZM35 246V245H34ZM40 246V245H39ZM59 246V248H60V251H61V247ZM85 246H86V244H85ZM84 246V247H85ZM90 246V245H89ZM92 246H94V245H92ZM91 246V247H92ZM96 246V245H95ZM108 246V245H107ZM112 246V245H111ZM136 246H137V244H136ZM157 246V245H156ZM161 246H163V245H161ZM175 246L174 247H172V246H170V248L172 247V248H174L175 249ZM178 246H180V245H178ZM58 247V246H57ZM127 247V248H128ZM5 247H3V249H4ZM20 248V247H19ZM28 248H31V247H28ZM47 248V247H46ZM79 248V247H78ZM95 248V247H94ZM115 248V247H114ZM161 247H159V249H160ZM163 249H165L164 248V246L162 247ZM161 248V249H162ZM178 249H176V250H174V251H176V254L178 255V256H180L181 258L179 259V260H176V261H181L182 263H195V264H205L204 262H207L208 264H209V262L206 260H203V261H197V260H199L200 259V254H199V256L197 255V257L199 258V259H197V260H194L195 258H194V256H196V254L194 255V256H191V254H189V253H187V252H185V251H182V250H180V249H182V248H180V247H177ZM180 248V249H179ZM15 249V248H14ZM14 249H13V251L12 252H14ZM22 249V248H21ZM40 249V248H39ZM44 249V248H43ZM43 249H40V250H42V251H44ZM57 249V248H56ZM64 249V248H63ZM160 249V250H161ZM167 249V248H166ZM165 249V250H166ZM221 250H223L224 248H220ZM16 250V249H15ZM19 250V249H18ZM17 250V251H18ZM58 250V249H57ZM91 250V249H90ZM108 250H110L111 251V249H108ZM165 250H163V251H165ZM184 250V249H183ZM187 250V249H186ZM197 250V249H196ZM35 251H36V249H35ZM46 251V250H45ZM56 251V250H55ZM59 251V250H58ZM59 251V252H60ZM112 251H114L113 249H112ZM122 251V250H121ZM123 251H124V249H123ZM125 251H126V253H128L127 251H129V250H127L126 248H125ZM124 251V252H125ZM167 251V253H169L170 252V250H166ZM173 251V252H174ZM16 252V251H15ZM21 252H22V250H21ZM21 252H19V253H21ZM33 253H34V251H32ZM32 252H31V255L33 256V254H32ZM47 252V251H46ZM49 252H50V249H49ZM48 252V253H49ZM57 252V251H56ZM82 252H83V250H82ZM84 252H86V251H84ZM98 253H99V251H97ZM132 252V251H131ZM135 252V251H134ZM137 252V251H136ZM156 252V251H155ZM172 252V253H173ZM2 253V252H1ZM0 253V254H1ZM5 253V252H4ZM6 253H8V252H6ZM23 253V252H22ZM24 253H26L25 251H24ZM27 253H28V250H27ZM26 253V254H27ZM42 253H45V252H42ZM41 253V254H42ZM62 253V252H61ZM106 253L107 252H105L104 254L106 255ZM133 253V252H132ZM138 253V252H137ZM151 253V252H150ZM166 253V252H165ZM37 254H38V252H37ZM36 254V255H37ZM57 254H59L58 252H57ZM96 254V253H95ZM131 254V253H130ZM152 254V253H151ZM162 254V253H161ZM169 254H171V252L169 253ZM173 254H175V253H173ZM193 254V253H192ZM17 255H20V254H18L17 253ZM39 255V254H38ZM48 255H50V254H48ZM55 255V257H56V254H54ZM63 256H64V254H62ZM62 255H59L60 257L62 256ZM70 255H71V257H70ZM85 255V254H84ZM83 255V256H84ZM113 255V257L115 256L114 254H112ZM117 255V254H116ZM135 255V254H134ZM133 255V256H134ZM138 255V254H137ZM144 255H147V253H145L144 252ZM176 255V256H177ZM8 256H10L9 254H8ZM15 256V255H14ZM42 256H44V254L43 255H41V257L40 256H38V257H36L37 259H42ZM51 256V255H50ZM80 256V255H79ZM86 257H89V256H87V255H85ZM85 256H84V258L82 257V259H85V260H87L86 258H85ZM94 256H96V255H94ZM118 256V255H117ZM129 256V255H128ZM136 256V255H135ZM151 256V255H150ZM153 256V255H152ZM151 256V257H152ZM154 256H156V255H154ZM165 255L163 254V257H164ZM167 256V255H166ZM165 256V257H166ZM1 257V256H0ZM19 257H21V258H16L15 257V259H19V261L20 262H22L23 261V259L25 258H22L23 256H19ZM27 257H29V256H26V258ZM34 257V256H33ZM46 257V256H45ZM52 257H54L53 255L51 256V258H49V260L50 259H52ZM81 257V256H80ZM113 257H112V259H113ZM119 257V256H118ZM118 257H115V258H118ZM145 258H147L148 256H144ZM160 257V256H159ZM202 257V256H201ZM203 257H206V256H204L203 255ZM228 257V256H227ZM226 257V258H227ZM1 258H3V256L1 257ZM29 258H32V257H29ZM35 258V257H34ZM44 258V257H43ZM58 258V256L56 257V259ZM77 258H79V257H77ZM77 258H75V259H77ZM90 258V257H89ZM120 258V257H119ZM129 258V257H128ZM169 258V257H168ZM179 257H177V259H178ZM194 258V259H193ZM225 258V259H226ZM230 258V260H231V257H229ZM3 259H7L6 257L5 258H3ZM9 259H11V257H9ZM55 259V258H54ZM74 259V258H73ZM74 259V260H75ZM106 259H107V257H106ZM152 259H153V257H152ZM158 259V258H157ZM156 259V260H157ZM221 258H219V261H221L220 260ZM235 259V258H234ZM13 260V259H12ZM12 260H10V261H12ZM25 260H27V259H25ZM24 260V262L27 264V262H31L32 264L33 263H39V264H41L40 262L42 261H37V260H34V259H30V260H28L27 262ZM44 260H46V259H44ZM69 260H72V259H68V260H66V258H65V256H64V260H63V258H62V260H60V261H54L56 264H70V262H73V261H70L69 262ZM108 260H109V258H108ZM119 260V259H118ZM123 260V259H122ZM140 260V259H139ZM146 260V259H145ZM147 260H149V257H148V259ZM169 260H171L170 258H169ZM168 260V261H169ZM227 260V259H226ZM229 260V259H228ZM1 261H3V260H1ZM10 261L8 262H6L5 260H4V263H10ZM15 261V260H14ZM97 261V260H96ZM110 261V260H109ZM163 261V260H162ZM165 261V260H164ZM235 261V263L237 264V262H236V259L234 260ZM237 261H238V259H237ZM45 262H48V260L47 261H45ZM45 262H44V264H45ZM77 262V261H76ZM76 262H73L74 264H76ZM150 262H151V260H150ZM155 262H157V261H155ZM171 262H172V260H171ZM171 262H169L170 264H171ZM178 262L176 263V264H178ZM25 263H23V264H25ZM31 263H29V264H31ZM43 263V262H42ZM72 263V264H73ZM80 263V262H79ZM82 263H84V262H82ZM81 263V264H82ZM89 263V262H88ZM96 263V262H95ZM114 263V262H113ZM130 263V262H129ZM163 263V262H162ZM166 263H168L167 262V260H166ZM166 263H164V264H166ZM172 263H174L175 264V262H172ZM223 263H225L224 261H223ZM230 263V262H229ZM234 263V264H235ZM22 264V263H21ZM92 264V263H91ZM98 264V263H97ZM115 264V263H114ZM117 264H118V262H117ZM132 264V263H131ZM138 264V263H137ZM150 264V263H149ZM152 264H153V262H152ZM159 264H161V263H159ZM180 264V263H179ZM220 264H222V262L220 263ZM225 264H227V263H225ZM231 264H233L232 263V261H231Z\"/></svg>","mask_w":264,"mask_h":264}]
</instances>
